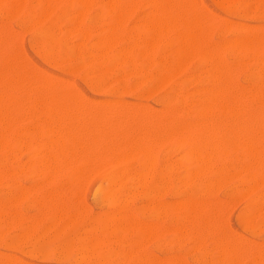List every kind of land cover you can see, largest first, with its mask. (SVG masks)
<instances>
[{"label":"rangeland","instance_id":"rangeland-1","mask_svg":"<svg viewBox=\"0 0 264 264\" xmlns=\"http://www.w3.org/2000/svg\"><path fill=\"white\" fill-rule=\"evenodd\" d=\"M26 1H27V6L28 7H32L30 4H32V5L34 4L33 7H36V2L33 3V1H37V0H32V1L31 0H26ZM66 1H68V0H64V2H66ZM74 1L73 0H69L68 3L66 4V3H63V0H62V2H61V0H57L56 3H54V5L52 6V10L48 13V15H46L45 17H42L43 19L41 18V20L37 24H34L33 23V20L31 22V19L29 17V14H27L25 12V10L22 13H19V14H16V15L15 14L14 15L13 14L12 15L10 14V16H9L8 13L4 14L6 7L5 6H1L0 7V10L3 9V11H4V12L3 11L0 12L1 16L3 17V15H5V17H6V15H7V17H8V18L6 17L7 19L4 18V17L3 18L0 17V37L3 38V39L0 38L2 40V41L0 40V43H1L0 44V52L2 51L0 53V55L3 54V56H0V60H1V62H0V68H1L0 69V73L3 70L2 71V74H0V99L2 98L3 100L2 99L1 100L3 102H6V104L9 107V108L7 107V109L9 111L10 115H11V116L8 115L9 113L7 112V115H8V117L6 116L7 119H5V121H2L0 123V125L2 126V127L0 126V142H1V145H0V148H1V150H0V212H1L0 213V231H1V235H0V260L3 258L2 255L4 253V258L2 259V262H0V264H4V261H6L5 264H9V262H10V264H100V261H102V259H103L104 262L102 261L101 264H115V262H116V264H118V263L119 264H122L123 259H124V263L123 264H149V263L150 264H159L160 262H161V264H171V263L172 264H197V263L199 264V262L201 264H209V263L210 264H213V263L214 264H217V262H218V264H221V263L222 264H226L227 262L224 263L223 260L225 261L226 260L225 259L226 257L232 255V252L233 251L230 252V249H229L228 250L229 253H227V254H225V253L227 252L228 246L231 247L230 245L232 243H235L236 239H238L237 241H239V242H237V245H240V244H241V246L243 245L241 248H240V246H237V250H236V251H238V250L240 251L238 253L236 252L237 254H239L238 255L239 259L242 257L241 258V262L237 259V261H239V264H247L248 262H249V264H251L252 261L254 260V258H256L255 256L258 257V254L261 255L262 258H264V248H263L264 247V228L262 229V227H261L264 224V220H263L264 219V216L261 217V215H264V210H263L264 209V176L262 174V173H264L263 172L264 171V161H263V159H264V150H262V152H263V154H262V152L259 150V148H257V144L256 143L255 144H252V142H250L251 141V136L254 137V141H255V138L258 135V138H256V140L258 141V147L260 146V149L263 148L262 145L264 144V141H263V144H262V142L260 143L259 141L262 140L261 137L264 139V136L261 133V132L264 131V127H262L261 129L258 127V129L260 130L261 137L259 136V133L258 132L256 134L254 133V131L256 132L255 127L257 129V123L260 126V124L262 125L261 122L264 121V115H263V112H264V103H263L264 102V96H263L264 95V78H263L264 77V74H262V77L260 75L261 73H264V68H263L264 67L263 66L264 65V60H263L264 59V57H263V52H264L263 50L264 49L259 51L256 48L258 44L255 45V43L256 42L258 43L259 40H260V39L259 40L257 39L258 38L257 36H259V34L261 35L262 32H263V34L261 35V38L264 35V28H263V26L260 27L261 24L264 25V15H262L263 14L262 11H264V6H260V4H261L260 0H258L259 2H256L257 0H244V1L250 2V3H246L245 2L244 4L242 3V2H244L243 0L241 2L239 0L240 7L233 8L231 10L228 9L229 7H227L226 5H222L220 3V0H216V1L215 0H200V2H199L200 4L195 0L198 3L197 4L198 6H193V5H195L196 2L195 1H192V0H189V1L188 0H184V1L183 0H179L180 3H179L178 0H173L174 2L172 0H168V1L165 0V2H168V3L170 1H172L173 4H172V2L170 4L174 7V9H172L173 10L172 14L171 13H168L169 15L167 14L168 17H172L174 15V10L177 12L178 10L181 9L180 11H178L181 14H183V13H185V14L186 13L187 14L190 13V16L186 14V16H187L186 17V16H184L185 14L184 15H181V14L179 15L178 12H177L178 14L175 12L176 16H173L176 19L175 24H176V22H177V24L179 22L182 24V22L180 20H183L184 21L183 24L186 25L187 27H190V26L195 27V30H197L196 31V34L199 32V30H198L197 27H199V28L202 29L203 27L206 26L205 27L206 30L203 28L204 30L202 29V31H201V29H200L201 32L199 34H197V37L196 38H199V37L200 38L195 40V41H197V42H195V45L197 47L195 46L196 47V51L193 53L194 55L192 54V55L186 56L184 59H182L180 61V64L177 65L178 67L175 66V69H173V71L171 72L172 74L170 73V76H169V79H168L167 83L166 82L163 83L164 81L163 82L161 81L163 84L160 82L159 79H156L157 78V75L159 73L162 74L163 73L162 70H164L166 68L165 66H168L170 64V62L172 60V55L173 54H171V53L168 54L167 51L169 50V52H170L171 51V48H172V51L171 52H173V49L175 50V48H174L176 46L175 41L178 38V35L177 34L178 33L180 34V31L182 32V28L184 29V25L182 24L183 27H181V26H177V24H176L175 27L177 29H179V30H177V29H175L173 27L174 24H171L172 25V28L170 27V24H168V25H166V26H168V29L165 26L162 29H159L158 30V33L159 34H157V32L155 30H154V32H155L156 35L152 33L153 32V28L150 27V25H149L151 23H147L149 21L148 20V17L151 16L150 18H152V17L157 16V15L158 16L159 15H162V13L158 14L159 12H161L160 11V6H161L160 3H161V1H157V3H156L157 5L159 4L158 5L159 9H158V8H156L157 6H156L155 2H153L155 4V6H154V4L152 3V0L150 1L151 2V5H149L150 3H147V2H149V0H143V1L142 0H120L119 8H117V10L119 9L118 11L117 10L116 11H108V13H106L105 11L107 9L104 10V8H106L105 5L108 2H110V0H108V2L105 1V0H92L93 1L92 2L93 4H92V6L89 9L90 12L87 10L85 13H83V15L81 14L82 11L79 9V6ZM102 1H103V3H101ZM175 1H177L178 4H181V5L183 3L182 6L180 5L181 8L178 9L179 6H177L178 4ZM254 1L256 3H254ZM59 2H61L60 5H57V4H59ZM97 2L101 3L100 4L101 6H99V3L96 4ZM139 2H141V3H139ZM188 2L190 4L193 2L192 5H191L193 8L188 5L189 4ZM263 2L264 1H262V3ZM145 3H147V6L145 5ZM174 3H175V5H174ZM63 4H65L64 7H63ZM126 4H127V6H126ZM131 4H132V6H131ZM136 4H137V6H136ZM199 5H200V7H199ZM258 5L260 6L261 10H257V9H259L258 8L259 7ZM261 5H264V3L261 4ZM56 6H58V7H56ZM253 6L254 7L256 6L255 8H257V9H255ZM75 7H76V9H74ZM151 7L153 9H151ZM154 7L156 9H158V10H156ZM183 7L186 8V10H184ZM195 7L197 9H195ZM203 7H204V9H206V11H204V9H203V11L204 12H207V13H204L203 11H200V12L199 11H195V10L201 9ZM175 8H177V9H175ZM130 9H132V10L134 9V11H131ZM154 9L156 10V13H154L155 12ZM192 9H193V11H192ZM121 10H123V11H121ZM182 10L187 11V12H184ZM189 10H190V12H189ZM250 10H251V12H250ZM59 11H60L61 15L58 14ZM241 11L243 13L244 12L245 13L242 14ZM51 12H53V13H51ZM112 12H113V14H112ZM152 12L155 15H152L153 14ZM198 12L199 13L202 12V14H198ZM257 12H258V14H257ZM260 12H262V13H260ZM100 13L103 16H105V17L103 18ZM114 13H115V15H114ZM148 13L150 14V16H148L149 15ZM104 14H108V15H104ZM214 14H215V16L213 17ZM240 14H242V15L239 16ZM246 14H248V15L246 16ZM259 14H261V15H259ZM22 15H24V16H22ZM67 15H69V16H67ZM97 15H99V16H97ZM200 15H202V16H200ZM59 16L60 17H63V18H60ZM64 16L66 18L68 17L67 20L65 19ZM77 16H78V18L76 19ZM144 16L145 17L147 16V17L144 19ZM183 16H184V18H183ZM188 16L191 17V18H193L195 16L197 19L194 18L195 20L194 19H190L189 20ZM205 16H207V17H205ZM216 16H218L219 19L222 17V19H224V20H222V19L217 20V18H215ZM21 17H24V18L22 19ZM87 17H89V18H87ZM117 17H119L118 19H122L123 18V20H118ZM80 18H82V19L80 20ZM95 18L97 19L98 22L96 21ZM200 18L202 19V22L205 21V22H203V24H205L204 26H202V22L200 21ZM212 18L215 21L214 20H211ZM25 19H27V20H25ZM51 19H52V21H51ZM53 19H55V20H53ZM86 19L87 20L89 19L88 22H87ZM114 19H116V21L118 20L119 24H117L118 22H115ZM144 20H146V21H144ZM191 20H193L195 22L196 26L194 25L193 21H191ZM227 20H229V21H227ZM113 21L115 23L114 26H113V24H114ZM121 21H123L122 23H124V26L122 25ZM138 21L139 22L142 21V22H140V24H139ZM218 21H220V22H218ZM223 21H225V22H223ZM226 21H227V23H226ZM77 22H79V23H77ZM143 22L145 24V25L143 24L144 27H147L146 25L148 24V27L152 28V30L149 28L151 30V32L148 29H147V31H148L147 32L145 30L146 28H143V26H141L142 25L141 23H143ZM197 22H198V25H197ZM214 22H215V25H213ZM235 22L236 23L238 22L240 24V26H239L240 28H238V26L237 27L236 26L232 27L233 26L232 23L236 24ZM241 22L244 23V24H246V25L247 24L250 25L249 28H247L248 29V32H249L248 34H247V30H244L243 29V28H246V25L244 27V25L241 24ZM58 23H59V25H57ZM135 23L137 25H134ZM192 23H193L194 26L191 25ZM199 23H201V24H199ZM238 23L236 25H239ZM47 24H49L48 26L51 27L50 30L52 31V33L54 34V36L56 35L55 37H56V39L58 41L57 47L54 50V60L47 59V58L43 57L39 52L37 53L38 48H39L38 45L40 43H38V39L39 38L37 36L36 31L38 30V28H47ZM189 24H190V26H189ZM101 25H103V26H101ZM109 25L110 26H113V27H110ZM241 25H243L242 28H241ZM29 26L30 27L32 26L31 27L32 29H30ZM75 26H76V29L77 30L75 29ZM254 26H257V28H255ZM55 27H56V29H55ZM100 27L102 28V32L100 30L101 29ZM114 27L117 28L120 31H118ZM253 27L255 29H252ZM53 28L55 30H52ZM72 28H73L74 31H72ZM79 28H80V30H78ZM142 28H143V30H142ZM207 28H208V31H207ZM211 28L214 29V30H211ZM227 28H229V30ZM237 28L238 29H242V30H238ZM91 29H95L96 30V31L94 30L95 31V34H94V31L91 30ZM163 29H165V30H163ZM257 29H258V31L260 29H262V31H259V33H258ZM85 30H86V32H85ZM110 30H112L113 32L110 31ZM121 30H122V32H121ZM168 30L171 32V34L174 33V36H173V34H172V37H170L171 34L169 36H166V35H168L170 33ZM230 30H231V33L229 32ZM254 30L257 32V35H256V33H255ZM6 31H8V32L5 33ZM203 31H204V35H203ZM241 31H242V33H244V35L249 36L250 41H251V39H253L251 37H257L256 38L257 41L255 40V38L253 39L256 42H254L252 40L254 42L253 43L254 46H256V47L251 48V50L248 51V55H247V50H248L247 48L249 46H247V45H250L248 43V42H250L248 40L249 38L247 37V39H246L248 41V42H246V47H244V46L241 47L242 44L244 45V43H242L243 42L242 39H237L242 34ZM84 32L85 33H88V35L85 34ZM90 32H92V33H90ZM149 32H150V34H149L150 36L148 35ZM162 32L165 33V34H162ZM176 32H177V34L175 36V33ZM209 32H210V36H209ZM216 32H218L219 34L221 33V34L219 35L217 33V36L218 37L217 36L215 37ZM238 32L240 33V35H238L239 34ZM4 33H5V35H4ZM12 33H13V35H12ZM2 34L4 35V37L6 36V34L7 35L9 34V37H8L9 39L7 38V36L5 38L2 37ZM104 34H105V36H104ZM201 34H202V36H200ZM251 34H254V35H251ZM131 35H134V36H131ZM13 36L16 39L13 38ZM84 36H85V38H84ZM148 36H149V38H148ZM152 36L153 37L156 36V38H151ZM234 36H236V37H234ZM107 37H109V38H107ZM166 37H168V38H166ZM96 38H97V40H95ZM150 38H151V40H149ZM259 38H260V36H259ZM99 39L101 40V42L98 41ZM103 39L104 40L110 39L111 41L110 40L109 41L111 42V44H112V41L114 40L113 43H115V44H112V46H111L110 42H108L110 44V47H108L109 50H107V47L102 44V40ZM163 39L165 41H162ZM204 39H206V40H204ZM226 39L228 40V42H226ZM229 39H231V40L233 39L234 40L233 41L234 43L236 41H237L236 43H238V40H239V44L237 46H234L235 44L231 40H229ZM133 40H135V42ZM137 40H138V44H137ZM207 40H208V42H207ZM263 40H264V36H263ZM263 40L261 39V43H262ZM14 41H17V42L15 43ZM65 41H66V44H65ZM94 41L99 42V45H98L97 42L93 43ZM116 41H118V42H116ZM125 41H126V43H125ZM151 41H152V43H151ZM213 41H214V44L216 43L215 46L216 47L218 46L219 48L218 47L216 48L215 46H213L214 45L213 44ZM252 41L250 42L251 44H252ZM153 42H154V44H153ZM157 42H158L159 45L157 44ZM168 42H170V44H168V46L170 45L169 47L167 46V43ZM223 42H224V45H223ZM231 42H232V44H231L232 47H230V45H226L225 44V43L230 44ZM244 42H245V40H244ZM7 43H8V45H7ZM62 43L64 45H62ZM108 43H106V44H108ZM133 43H134V45H133ZM19 44H20V46H19ZM78 44H80V45H78ZM127 44H129V45H127ZM202 44H204L205 46L202 45ZM219 44H222L221 46H223L222 52H221V49H220V45ZM71 45L74 46V50L75 51L74 50L72 51V49H70L71 47L73 48V46H71ZM76 45H78L79 47L76 46ZM225 45L226 46H229L230 48L229 47H226ZM259 45H261V44H259ZM103 46H104V48H103ZM107 46H109V45H107ZM132 46H133V48H131V52L127 51L125 53L126 48H127V50H130V47H132ZM252 46H250V47H252ZM77 47H78V49L80 48V50H78ZM101 47L103 49H100ZM122 47L124 49H122ZM234 47H235V50H234ZM114 48H115V51H114ZM136 48H137V50H136ZM163 48L166 50V52H165V50ZM197 48H198V50H197ZM261 48H264V46L263 47L261 46L258 49H261ZM104 49L107 50V51H104ZM208 49H209V52H211L210 58L208 56ZM15 50H16V52H15ZM121 50L124 51L123 53L126 56L124 54L122 56V51ZM138 50H139V52H138ZM239 50H241V51H239ZM67 51L69 52V54L70 53H75V54L68 55ZM88 51H89V56H88ZM119 51H121V52H119ZM204 51H205V53H204ZM226 51L229 54V56L227 54L228 57L225 55L226 54L225 53ZM245 51H246V53H245ZM256 51H258V52H256ZM80 52L83 53L84 56ZM112 52H113V56L114 57L112 56ZM201 52H202V54L204 53L202 56L200 55ZM241 52H243V53H241ZM254 52H256V54ZM260 52H262V53H260ZM93 53H98L100 59L98 57H96L94 59ZM115 53H117V54L120 53V56L118 55L119 56V59H118L117 55H115ZM138 53L140 55H137ZM143 53L145 55H143ZM235 53H236V55H235ZM85 54H87V55H85ZM90 54H91V56H90ZM100 54H103V57H101ZM216 54H217V57H216ZM75 55H76V57H75ZM129 55H130V57L128 58ZM160 55H161V57H160ZM204 55H205L206 58L205 57L203 58ZM78 56H80V57H78ZM121 56H122L123 62L121 60ZM162 56H164V57H162ZM238 56L242 57L243 60H241V62H239L240 57L238 58ZM256 56H257V58H256ZM4 57H5V59H4ZM25 57H26V59H25ZM64 57L66 58V60H65ZM71 57H72V59H71ZM89 57H90V59H89ZM246 57H247V59H246ZM258 57L260 58V61L262 60L261 62L258 61V59H259ZM7 58H8V60H7ZM80 58H81V60H79ZM102 58L105 59V60L102 61L103 60ZM213 58H215V60ZM252 58H253V60H252ZM59 59L62 60L63 62L62 61L61 62H58ZM161 59H164V60H161ZM165 59H167V60H165ZM198 59H199V61L200 60H202V61L199 62ZM208 59H209V62H207ZM229 59H230V61H229ZM255 59H257V61H258V65H260V63H261L260 66L257 65V61ZM5 60L8 61V64L6 63ZM156 60L157 61L159 60V62H157ZM51 61H52V63H51ZM69 61H70V66L73 67L72 68L73 70H70L71 67L69 68V64H68ZM79 61H80V64H81V62L84 63V61H85V64L84 65H82V64L80 65L79 64ZM88 61H90V63H88ZM108 61H109V63H108ZM115 61H116V63H115ZM165 61L167 62V64H166ZM203 61H205V62H203ZM250 61L251 62L253 61L256 65L253 64V62L251 64ZM96 62H99V63L97 64ZM101 62H102V64H101ZM106 62H107V64H106ZM125 62H126V65H125ZM127 63H128V67L130 69H127V67H126L127 66ZM218 63L220 64V66H219ZM222 63L225 64V65H223ZM9 64H10V66L13 67V70L18 73L17 74V77H16V73H14L15 75H13V70L11 71V68L12 67H10L8 69ZM94 64H96L97 67ZM230 64H231V68H230ZM240 64H241V66H240ZM245 64H246V66H244ZM76 65L78 66V69L76 68ZM91 65H92V69H91ZM232 65H233V67H232ZM237 65H238V68H240V69L237 68ZM242 65L244 66V70H243V66ZM6 66H7V70H6ZM160 66H161V68H160ZM217 66L219 68L218 69V72H217ZM21 67H22L21 70H22L23 73L26 71V75H24L25 80L23 82H22V80L24 79L23 78V73H22V77H21V70L19 71V69ZM62 67H63V71H62ZM157 67H158V69H157ZM214 67H216V68H214ZM249 67L251 69V73H250ZM257 67H259L260 70L259 69L257 70ZM27 68L28 69L31 68V70L28 71ZM67 68H68V71L66 70ZM224 68H225V70H224ZM233 68H235V69L233 70ZM254 68H255V70H254ZM17 69H18V71H17ZM24 69H25V71H24ZM84 69H85V71H83ZM99 69L100 70H103V72L99 71ZM104 69H105V71H104ZM111 69H112V71H111ZM136 69H137V71H136ZM203 69L205 70L204 72H203ZM214 69H215V71H214ZM236 69H238V71ZM8 70H10L12 74H8ZM125 70L128 71V75H125V74H127V72ZM5 71H6L7 74L5 73ZM10 71H9V73H10ZM96 71H97V73H96ZM113 71H114V73H112ZM131 71L133 72V75H132V72ZM140 71L142 72L141 75H140ZM160 71H162V72H160ZM210 71H212V72H210ZM248 71H249V73H247ZM27 72H28V74H27ZM119 72H121V77H120ZM234 72L237 75H235ZM82 73H87V75L84 74L85 75V77H84V75H81ZM155 73H156V75H155ZM211 73L213 74L212 80L210 78ZM214 73H215V75H214ZM230 73H232L231 74V77H230ZM19 74H20V77H21L22 80L20 79ZM102 74H103V77H102ZM118 74H119V78H118ZM201 74H203V75H201ZM257 74H258V77H257ZM1 75H2V81H1ZM9 75H10V77H9ZM11 75H12V77H11ZM29 75H30L31 79L33 78V82L29 78ZM51 75H52V78H50ZM53 75H54L55 78L53 77ZM94 75H95V77H94ZM96 75H97V78H96ZM106 75H107V77H106ZM220 75H221V77H220ZM222 75H223L224 79H223ZM228 75H229V77H228ZM198 76H199V78H198ZM4 77L8 79V83H7V79H4ZM26 77L29 80H26ZM42 77L45 80L46 84H43L42 83L43 82ZM91 77H93L94 81L92 80ZM98 77H100V78L98 79ZM113 77H114L115 81L113 80ZM116 77L118 78V80H117ZM17 78H18V80H17V83H16V81H14V79H17ZM39 78H40L41 81L39 80L38 83H37V79H39ZM48 78H50V79H48ZM53 78H54V80L56 82H54ZM59 78H60V80L58 81L57 79H59ZM102 78H103V80H102ZM148 78H150V79L148 80ZM111 79H112V81H110ZM222 79H223V81H222ZM142 80H143V82H142ZM35 81H36V89L34 87V90H35V92L37 91L36 94L34 93V90L31 88V87L35 86ZM50 81H53L54 86L51 85L52 82H50ZM65 81H66V83H65ZM104 81H105V83H103ZM230 81H232V82H230ZM9 82L12 84L13 87L11 86V84H10V87H9V85H8ZM19 82L21 83V85H20ZM24 82L27 84V86L24 84ZM94 82H95V86H94ZM101 82H102V84H101ZM153 82H154L153 86H149V84L152 85ZM14 83H15V86H14ZM115 83H117V84L115 85ZM225 83H226V85H225ZM232 83H233V85H232ZM235 83H236V85H235ZM250 83H251V87H250ZM6 84H7V86H6ZM18 84H19V86H18ZM28 84H29V86H28ZM37 84L39 86H37ZM41 84L43 85V88L42 89H40ZM47 84H49V85H47ZM55 84H57V87H58V84H59L58 89L55 88L56 87ZM64 84H66L68 86H66ZM120 84H121V86H120ZM208 84H210L209 85L210 87L208 86ZM218 84H219V86H218ZM228 84H229V86H227ZM253 84L255 85V88H254ZM22 85H23V87H21ZM44 85L46 87L45 89H47L46 92H49L47 94H44L45 93L44 92ZM91 85H93L94 87L91 86ZM98 85H100L101 87L98 86ZM248 85H249V87H248ZM24 86L26 87V89H25ZM48 86H49V88H51V86H52V88L55 89V92H54V90L52 88L49 89ZM103 86H105V87H103ZM154 86H155V88H154ZM215 86H217V87H215ZM232 86H233V88H232ZM7 87H9V88H7ZM16 87H17V89H16ZM37 87H39V88H37ZM148 87L151 88L152 90L150 91ZM205 87H207V88L203 91V89ZM218 87H221L222 88V92L224 93V94H222L223 96L221 95L222 98H223V100H222V98L220 96V97H218V101L220 103L221 102H223V103L222 104H220L218 102L216 103V107L212 110V112L215 111V113H213V114H212V112H207V111L202 113L199 110V108H200L199 106L203 103V101H205V99H207L209 97L210 92H212L213 89L214 90L217 89ZM235 87H237V88L235 89ZM6 88H7V90H6ZM10 88H11V91H10ZM210 88H211V90H209ZM238 88H239V90H238ZM12 89H13V91H12ZM14 89H16V90H14ZM18 89L21 91V93L19 92ZM22 89H23L24 94H22ZM39 89L41 90V92L39 91ZM124 89H126V91L122 93L121 91H124ZM140 89H141V91L139 92ZM147 89H148V91H150L151 94L150 93H148V94L145 93V91L147 92ZM233 89H235V90H233ZM248 90H250V92ZM257 90H259V92H261V93L260 94H259V92L257 93ZM14 91L15 92L17 91V92L15 93ZM32 91H33L32 94H34V97L31 94ZM65 91H66V96L65 97L68 96L67 93L69 92V96L71 94V96L73 98V95H75L77 97V100L79 98V101L81 102V104H83L82 105V108L80 109V112H79V109L76 108V106H75V108L73 106V112H74V109L77 110V111L75 110V112H76L75 120H77V118H78L79 121H80V126H81L80 128L81 129L78 130V131L83 130L82 129V128H84L83 123L85 125V128L87 127V129L84 128L86 131L83 130V132H85L86 134L81 131V133H83V135L85 134L84 135V138L86 137L85 139H87V140H84L83 139V141H82V139H80L77 142L75 136H71L72 135L71 133H74V132L77 131V129L79 127V122L76 123V124H78V125H76L72 121V120H74L73 119L74 116L72 118V115H71L72 112L70 113V108L69 107H68L69 108L68 109L69 114L68 113H66V114H68L67 116L70 117L71 123L69 122L67 124L68 126L66 125L67 128L64 129V127H62V125L60 124L61 121L59 122V120H60L59 118L61 117L60 115L63 116L64 113L67 111V109H66V111L64 109L67 106H69V105H66L65 104V98H64V101H63V98H61V97L64 96V94H65L64 92ZM174 91H175V94H174ZM242 91H244V92H242ZM59 92L61 93L62 96H60ZM113 92H114V94H113ZM119 92H120V95H119ZM10 93H11V95H10ZM25 93L30 96V97L28 96L29 97V100H28V98H26L27 95H25ZM252 93H254V94H252ZM8 94H9L10 97L7 96ZM54 94L56 95V97L54 96ZM136 94H137V96H136ZM240 94H242V95H240ZM256 94H257V96H256ZM38 95H41L42 96V99ZM50 95H51V99H52V96H53L55 100H58V101H56V102H58V104L56 105V102H54V105H56V106L59 107V103L61 104L62 103L61 101H63L64 102V105H66V107H63V104H62L61 105L62 108L59 109L58 107L57 108L54 107L53 103H52L53 106L51 105V107H50V105H49V103H51ZM171 95H172V97H171ZM230 95H231V97H230ZM248 95H250L251 97L248 96ZM261 95L263 96V98H262ZM48 96H49V99L48 100H50V102L47 101V97ZM232 96H234V97L232 98ZM253 96H255V99L253 98ZM4 97H6V98L4 99ZM43 97L46 98V99L44 98L45 101H44ZM199 97H200L201 100L199 99ZM202 97H204V98L202 99ZM9 98H10V100L12 102L9 101ZM31 98H35V101L33 99H31ZM39 98H40V100L43 101V103L45 102V105L46 106L43 104V106L45 107V109L42 108L41 104L38 105V103H41V101H39ZM72 98L71 97H68L67 100L72 99ZM80 98H81V100H80ZM179 98L181 99V102L179 101L180 100ZM226 98H227V101H226ZM228 98L230 99L229 100V103H228ZM247 98H250L252 100L247 99ZM259 98H260V100H258ZM36 99H38L37 100L38 102H36ZM74 99H75V97H74ZM163 99H169L170 100V107H171V109L169 111L166 110V109H163V106L161 104V102H162ZM59 100H61V101L59 102ZM29 101H30V104H29ZM258 101L261 102V103H257ZM114 102H116V104L113 105ZM197 102H198V105L196 104ZM13 103H14V105H13ZM46 103L49 106H47ZM72 103H75L76 105H78L77 104L78 101H74L73 102L71 100L70 102H68V104H71L70 107H72V105H74ZM133 103H134V105H137V104L141 103V105L139 104L138 108L136 106L133 108V106H132ZM175 103H176V107H175ZM188 103H189V105H188ZM190 103H191V105H190ZM244 103H245V105H244ZM18 104L21 107V110L20 111H19L20 108H19ZM34 104H36L37 107ZM129 104H130V108H129ZM144 104L147 105V108L148 109H146V106H144ZM185 104H187L186 107H184ZM219 104L222 106V107L220 106V109L222 111L220 109H218V111L216 112L215 109L218 108L217 106ZM234 104H236V105H234ZM237 104H238V108H236ZM240 104H241L242 107H240ZM15 105H16V107H15ZM111 105H112V107L115 106L114 107L115 109H118V110H116L117 113H113L114 115L112 113L110 114V111L112 112L113 109H114V108L111 109L112 108ZM142 105H143V107H141ZM229 105L231 106L230 107V110H229ZM39 106H41V107H39ZM78 106L80 107V105H78ZM178 106H180V107H178ZM247 106H248V109H247ZM10 107H11V111L9 110ZM46 107H47V109H46ZM173 107H174V109H172ZM225 107L229 111V113H228L229 116H228V114H226L227 113V110H225ZM254 107H255V109H254ZM35 108L37 110H35ZM40 108H42V110L44 111V112H42V115L43 114L46 115V118L44 116H40V113L41 112L40 113L39 112L37 113V111H39ZM131 108L134 111H136V108H137V112L138 113L136 112V114H135L136 117H135V115H133L135 112ZM143 108H144V110H143ZM187 108L192 113H189L187 111ZM192 108H194V109L196 108V109L193 110ZM249 108L251 109V112H250V109ZM12 109H14V110H12ZM50 109L52 110V113L53 114L58 115V117L60 116L59 118L56 116V119L57 120L56 119H52V118L48 120L47 114L48 113H51L50 112ZM56 109H58V110H56ZM62 109L64 110V113H63V110ZM108 109H110L109 112L108 111L107 112H104L105 110H108ZM130 109H131V111H130ZM140 109H141V111H140ZM183 109H184V111H183ZM238 109L240 111H238ZM27 110H29V114H28ZM42 110H40V111H42ZM82 110L83 111L85 110L84 113L81 112ZM89 110H90V112H89ZM138 110L140 112H143V115L145 113V116H143L142 113H141V115L145 119V123H144V120L143 119H142L143 121L141 120L142 117L139 114L140 112ZM171 110H172V112H171ZM241 110L244 111V112H242V114H244V113L246 114L248 111H249V113L247 115L244 114L242 116ZM254 110H256V112ZM47 111H49V112L47 113ZM163 111H166L165 112L166 114ZM235 111H236V113H235ZM18 112H19V114H18ZM21 112H22V115H21ZM77 112H78V114H77ZM129 112H131V113H129ZM177 112H178V114H177ZM180 112H181V115H179ZM184 112H186V114H184ZM259 112H261L260 113L261 116H260ZM104 113H105V115H104ZM171 113H172V115H171ZM194 113H195V116H194ZM197 113H198V115H197ZM208 113H210V114L208 115ZM231 113L233 114L234 117L231 115ZM30 114H32L33 117L30 116ZM83 114H84V116H83ZM87 114H88V119H86V124H85V118L87 117ZM98 114H99L100 117L101 116L103 117V115H104V123L105 124L107 123L108 126H106L105 124H103V119H100V125L102 123V125H105L104 128H107V129L109 128V130H107V129H106L107 131L105 129L103 130V126H101V127L99 126V130H97L98 129L97 128L98 127L97 120L99 118V116L97 117ZM187 114H189L191 117L190 116H187ZM203 114L205 115V118H203ZM250 114L251 115L253 114L252 117H251ZM20 115L22 116V120H21V116ZM93 115H95L97 117V120H95V118H94V122H92L93 121V119H92L93 118ZM109 115H110L111 118L108 117ZM213 115H214V117H213ZM24 116H25V118H23ZM27 116H28V118H27ZM105 116H107V117H105ZM131 116H132V118L134 116V118L132 119L133 122H130L131 121ZM137 116L139 118L138 123H137V119H136ZM217 116H218V119H217ZM253 116H254V118H253ZM258 116L261 117L263 120L262 121H261V119L259 120V117ZM220 117H222V118H220ZM227 117L230 118L229 121H228V118ZM244 117H245V119H243ZM12 118H14V120H11ZM82 118H84V119H82ZM123 118H124V120H123ZM146 118H148V122L147 123H146V121H147ZM149 118L152 121H149ZM153 118H154V120H153ZM169 118H170V120H169ZM211 118H212L211 124H213V126H210V123H209L211 121ZM234 118H238L239 121L237 119L234 120ZM251 118L254 119L253 125H254V123H255V125L252 126L253 128L250 126L251 127V129H250V127L248 128V126H249L248 123H249V120L250 121L252 120ZM15 119H16V122H13V121H15ZM37 119L39 121H37ZM42 119H43V121H42ZM108 119H111L110 120L111 121L110 123L113 124L112 125L113 127L111 126L113 128V130H111V131L114 132V126H116V128H119L120 127L119 131L116 130L114 134H113V132L110 133V129H112V128L110 127L111 124L110 125L108 124ZM125 119H126V121H129V122H125ZM157 119H158V122H157ZM163 119H164V121H163ZM165 119H166L167 122H165ZM247 119H249V120L245 123V120H247ZM20 120L22 121L23 124L21 123ZM40 120L42 121V126L40 125V123H41ZM55 120L57 121L56 124H55V122H54V124H52L53 121H55ZM101 120H102V122H101ZM120 120H121V122H120ZM204 120H206L205 121V124L206 123L208 124L207 126L209 127V129H210V127L211 128L212 127L215 128L216 125H217L218 132H220V134H223V131H224V133L227 132L226 133V135L228 134L227 137H229V132H230V137L229 138H226V136H225L224 138H226V139L223 140L220 137V139H219V141H221L220 147L222 149V152H224V153L228 152V149L230 151L229 153H231V150H234V152H232L231 155H227V158L228 159L226 158V155H224V153H223L224 158L221 157V158L217 159V156H219V157L222 156V153L219 154V155L218 154L214 155V157L212 159V164H210L208 162L205 163L206 168L204 167L203 174L200 175V177H194L193 176V173L195 172V167L192 164L189 165V158H188V154H187V149L189 147H188V145H186L187 142H185V143L183 142L184 143L183 146H182V142H180L181 145L178 146L179 143L177 144V141H179V140L177 139V141L175 142L176 136H173L171 139L169 138L170 140H167L168 137L165 138L166 137L165 133H164L165 137H163V134H161V133L163 132V129H164V132H165V130H167L169 128V127H167V125H169V124L172 125V123H173L172 127L179 128L180 126L181 127L186 126L187 123L192 124V123H195V121H197L195 125H197V123H198L197 126L199 128H201V127H203L202 125H204V122L202 123V121H204ZM18 121H20L19 124H18ZM50 121H51V123H50ZM82 121H84V122H82ZM140 121H141V123H140ZM159 121H161V123H160L161 125H158L159 124ZM222 121L225 124V130H224V127H223V123H221ZM58 122H59V124H58ZM75 122H77V121H75ZM124 122H125V124H124ZM134 122H135V124H134ZM150 122L152 123V126L153 125L155 126V128L153 126L152 130L150 129L152 127L150 125ZM200 122L202 124H200ZM235 122L237 124H234ZM251 122H250V125H251ZM259 122H260V124H259ZM48 123H49V127H48ZM92 123H94V124H92ZM96 123H97V125H95ZM117 123L118 124H121L122 123L123 124V128H122V124H121V126L119 125V127H118V125H116ZM148 123H149V125H148ZM156 123H157V126H156ZM163 123L165 124L164 127H163ZM228 123H229V125H228ZM231 123H232V125H231ZM71 124H73V126H72V128H74L73 130L71 128ZM139 124L142 127L144 126L143 127V130L142 129H137V128L140 127ZM177 124H178V126H177ZM60 125L63 128L62 130H64V131L66 130L67 133H69V130H71V132L67 135V137L65 139V144L63 145V150L64 151H66V149H65L66 147L68 148L67 151H70V149L73 150L72 149L73 144H75L74 145V150H76V148H77V150H80V151L83 150V146H85L84 149H86V147H88V145H89V147H88L89 148V153L92 152V156L91 155L90 156L88 155L87 157L95 160V155L96 154L93 155V153H96L97 152L98 157L99 156H101V157L104 156V158H101V157L99 158V160H100L101 163H102V160H103V164H100V162H97V161H99L98 159H96L93 162L92 161L89 162L90 159L88 160V158L86 159L87 161L85 160L84 162H82L81 161V157H80L81 154L79 156L77 155V156H74V157L67 156L66 154H64L62 156V154H61V158H60L59 151L56 150L57 151L56 154H57V156L61 160L60 163H62V160H63V163H66V166H65V164L64 165L61 164L65 168H62V166L60 165L59 166V171L60 172L58 171V168H51V169L49 168L48 170H47V168H44L43 169V167H42L43 166V161L41 160L40 161V162H42L41 165H39L40 164L39 161L37 162L39 170L37 168L38 171H36V169H35L36 165L34 166V164L36 163L37 160H40L41 155H42V157H45V158H48V157H50V158H54V157L57 158V156L55 154V149H51L50 148V143L52 141L58 139L57 134L54 135L55 133L52 130L60 127ZM235 125L236 126L238 125V127H237L238 129L235 128ZM246 125H247V131L246 132H248V134H247L248 138H249V134H250V132H249L248 129H250L252 131L254 129V131L251 132L250 140L248 141V139H247V142L248 143L250 142L249 148H248V145L249 144L246 142V137L247 136H244V134H246L245 133V130H246L245 127H246ZM232 126L234 127V133H233V127ZM240 126H241V128H240ZM42 127L45 129V133H44L45 137H43L44 135H40V133H39V129H41ZM47 127H48V131H47ZM95 127H96V129H95V132H94V130H92V129H94ZM135 127H137V128L135 129ZM31 128H33V129H31ZM144 128L146 129V131H145ZM147 128L150 130V132H148L149 130ZM158 128H159L160 131L158 130ZM205 128L207 130V127L206 126H205ZM244 128H245V130H243ZM11 129H12V131H11ZM28 129H29V131H28ZM49 129H50V132L51 133L53 132V135L50 134ZM121 129H124V132H129L128 135H130V138L128 137V135H126L127 136V138H126L125 137V134L122 133L123 131H121ZM133 129H135V130L133 131ZM220 129H221V131H220ZM228 129H229V131H227ZM6 130H8L10 132L9 133L8 132L6 133ZM137 130L141 131V133L138 132V135H137V133H135V132H137ZM22 131H26L28 133V135L26 134V132H22ZM30 131H32V133H33V135L31 134V136H30V133H29ZM91 131H92V133H91ZM100 131H101V134H102V132L104 134L101 135L100 134ZM105 131L107 133H109V134H107V133L105 134ZM155 131H156V133H155ZM238 131H241V132H238ZM89 132H90V135L92 134L91 135L92 138L91 137L87 138V136H86L87 134H88V136H90L89 135ZM131 132H132V134H131ZM231 132L233 133V136H231ZM96 133L100 137H98V135H95ZM236 133H239L237 135V136H239L238 147L240 145L241 148L243 147L242 148L243 150L240 149V147L239 148L237 147V149H235L236 147H234L233 149H231V146H235L236 145V142H237L236 139L238 137L235 136ZM252 133L254 135H252ZM24 134H25V136H24ZM153 134H154V138H152ZM156 134H157V136H156ZM3 135H4V137H3ZM16 135H17V138L15 137ZM106 135H107L108 138L111 139V142L109 141V139H106L108 141V143H110V145H111V150H110V147L106 149V147H107V145H106L107 141H104V139L106 138ZM240 135H242V137L244 138L242 141H241V138L242 137H240ZM255 135H256V137H255ZM79 136H78V139H79ZM141 136H143V138ZM147 136H148V139H147ZM149 136H150V139H149ZM31 137H34V138L31 139ZM55 137H57V138L55 139ZM70 137L74 141L73 144H71V145L69 144V142L67 143V140H68V138L70 140ZM81 137L83 138L82 135H81ZM115 137L117 138V140L115 139ZM124 137H125V139H124ZM136 137L138 139H136ZM259 137H260V140H259ZM1 138H2V140H1ZM160 138L162 139L161 141H160ZM19 139H20V143H19ZM94 139L96 140L97 143H95ZM118 139L119 140L122 139V143L120 141H118ZM126 139H129V140L132 139V140H130V142L133 141L131 143V145H128L129 140H126ZM133 139H135V140H133ZM151 139H153V141L149 142V140H151ZM213 139H215V138H213ZM213 139H212V141L210 143H213L214 142ZM43 140H44V142L46 143L47 146L46 145L44 146ZM124 140H126L127 142H124ZM146 140H147V142H149L148 144L146 142L147 145L145 144V141ZM226 140H228V142H229V140H231L230 141L231 142L230 145L227 144L228 142ZM233 140L235 141V143L232 142ZM4 141L6 142L5 145H3V142ZM81 141L83 143H81ZM93 141H94V143H93ZM99 141L100 142L102 141V142L100 143ZM114 141H115V143H114ZM136 141H137V144L138 145L135 144V146H134V143H136ZM205 141L207 142V138H205ZM243 141H244V143L242 144ZM30 142H31V144H30ZM41 142H42V144H41ZM98 142L100 144V148L101 149H102V146L104 145L103 142L105 143L104 148L102 149L103 150V153L101 152V149L98 148ZM39 143H40V145H39ZM84 143H86V144H84ZM118 143H120L121 145L120 146L119 145L117 146L116 144H118ZM14 144H16V145H14ZM95 144H97V145L95 146ZM101 144H102V146H101ZM149 144L150 145L152 144L151 147H150ZM175 144H177V145L175 146ZM37 145L39 147H41L38 150V152L36 150V147L38 148ZM69 145L71 147H69ZM80 145L81 146L83 145V146L81 147V149L80 148L78 149V146L80 147ZM124 145L126 147L128 146L127 150H126V147H124ZM144 145H146L148 147H146ZM158 145H160V146L158 147ZM184 145L186 147H184ZM246 145H247V148L248 149H246ZM253 145H254V150H253V148L250 149ZM23 146L26 147V151H25V147L23 148ZM28 146H29V150L27 148ZM31 146L36 151L33 152V149H31ZM34 146H35V148H34ZM92 146H93V148H91ZM115 146H116L117 153L115 152ZM121 146H123L122 150L120 149ZM43 147H44V149H43ZM95 147H96L97 151L95 150ZM88 148H87V150H88ZM124 148H125V150H123ZM156 148H157V150H156ZM41 149L42 150H45V151H41ZM98 149H99V152H98ZM105 149H106V151H105ZM118 149H119L120 152L121 151H125V152H129V153H131L134 150L132 153H135V154L138 153L139 150H140V152L149 151L151 153H154L155 169L157 170L158 173L164 172V184H165V182L167 183V184H165L166 185V189L164 187L163 188L164 191H163L161 189V186L159 184L158 185L156 184V186H155V183H152V181L153 182H156V179H155L156 177L152 173H149L151 171H148V170H147L148 173L146 171V177H147V175H148V177L146 178L144 176L145 182H141V180H140L141 178L140 177L138 178V174L139 173H138V169L137 168H140V161H139L140 158L138 157V155H136V158H135V156L132 157V160L130 159L131 162L129 161V159L126 161V163L123 162L122 163L123 165L121 164V166L122 167L124 166L123 168H125V169H123L122 171L121 170H118V169H115V168L118 167V165H120V164H117L116 165V163L114 162V160L116 159V155L119 153ZM151 149H152V151H151ZM176 149H177V151H176ZM239 149H240V151H239ZM255 149H256V151H255ZM107 150L109 151V154H108L109 157L105 159V156H107V154H105V155H103V154L105 152H107ZM245 150H246V152H244ZM249 150H251L250 153H253L255 151L254 152V155H253V160L255 161V159H256V161H255L256 163L254 161H252V158H251V161L249 160L250 159V157H249ZM39 151H40V153L42 152L41 155H40ZM113 151H114V153H113ZM35 152L38 153V156L36 154L37 157L36 156H33V154ZM240 152H241V155H240ZM243 152H244V154H243ZM181 153L182 154L184 153V154L182 155ZM237 153H238V155H237ZM247 153H248V155H247ZM111 154H112V157H110ZM258 154L260 155V158L262 157V162L259 160ZM4 155H5V157H4ZM30 155H31V157H30ZM185 155H187V156H185ZM246 156H248L249 159H245ZM8 157H10V159ZM32 157H33V159H32ZM65 157H66V159H65ZM75 157H76V160H74ZM79 157H80V163H82L81 166L79 164ZM5 158H6L7 161H5ZM34 158H37V159L34 160ZM71 158H72V160L76 161V163L78 162L79 165H76L75 162L72 163ZM96 158H97V156H96ZM165 158H167V159H165ZM231 158H232V160H231ZM77 159H78V161H77ZM109 159H110V162L111 163L114 162V164H109L110 163L109 162ZM179 159H180V161H179ZM236 159H237V161L234 163L233 160H236ZM106 160H107V162H106ZM164 160H165L166 163H164ZM171 160H172V162H171ZM68 161H69L70 165H69ZM132 161H133V163H132ZM213 161H214V163H213ZM222 161H223V164H224V161L226 163L223 165V164H221ZM248 161H250V163H252L253 166L256 165L257 162H258V166L257 167L254 166L253 167L252 164H251L252 170H250L251 169V166H250V163H248ZM32 162H34V163H32ZM94 162H96L97 165H96V163L94 164ZM86 163H87L88 168L87 167L85 168ZM98 163H99V165H98ZM127 163L129 164V167H128V164ZM173 163H175V164H173ZM219 163H220V166L218 165ZM67 164H68V166H67ZM71 164H73V166ZM83 164L85 166H82ZM92 164H93V166H92ZM126 164H127V166H126ZM163 164L165 165V167H164ZM176 164L178 166H175ZM214 164H216V167L214 166ZM235 164H236V166H235ZM243 164H245V165L243 166ZM24 165H26L25 167L27 169H25V167H23ZM173 165H174L175 169H174ZM247 165H249L250 167L246 169V166ZM20 166H21V169H20ZM112 166H114V167H112ZM166 166H168V168L171 167V170H170V168L168 169ZM5 167H7V168H5ZM17 167L20 170L19 171V174H18ZM67 167H68V169H66ZM70 167H71V169H70ZM82 167L85 168V170H86L85 172H84V169H82ZM90 167H91V169H90ZM92 167L94 169L96 168L94 170V173L90 172L91 170L93 171ZM99 167L101 169H99ZM130 167H131L132 171H131ZM159 167H161V168H159ZM233 167H234V169H233ZM22 168H24V169H22ZM73 168H74V170H73ZM214 168H215V170H214ZM227 168L230 169V170H227ZM237 168L238 169L240 168L239 172H238V169ZM244 168H245V170H243ZM4 169H6V171ZM32 169H35V170L32 171ZM56 169H57V173L58 174L55 173V175L52 177V170H53V172H55ZM80 169H82V170L80 171ZM89 169H90V171H89ZM112 169H113V171H112ZM166 169L169 170V174L167 173L168 170L166 171ZM221 169L223 170L222 171L223 173H225V174L227 173V178H228V176H229V178L227 179L226 178V175H225L224 176V179L220 180V183H218L219 181H218V177H217L216 173L219 172V171L217 172V170H220V172H221ZM224 169L226 171H224ZM45 170H47V171H45ZM61 170L63 171V176L61 175V172H62ZM64 170H67V171L70 170L72 172H69L67 174V171L64 172ZM174 170H175V172H174ZM233 170H234V175L232 177ZM253 170H255V171L258 170V171L257 172H254ZM259 170L261 171V175H260L261 177H259V174H258V172L260 173ZM50 171H51V176L48 175L50 173ZM108 171H109V173H108ZM15 172H17V173H15ZM38 172H40L41 174L40 173L38 174ZM78 172H79L80 175L77 174ZM95 172H97V173H95ZM134 172H136V173H134ZM184 172H185V174H184ZM205 172H206V174H205ZM208 172H209L210 175L207 174ZM240 172H241V174H240ZM114 173H116V174L114 175ZM132 173H134V174H132ZM36 174H38V176ZM44 174H46L47 176H44ZM76 174H77V176H76ZM92 174H95V175H92ZM150 174H151V177H150ZM188 174H189V176H192V178L190 177L191 179L188 177ZM211 174H213V175H211ZM235 174H237L238 176L236 175L237 176L236 177ZM243 174H244V176H243ZM132 175H133V177L131 178ZM6 176H7V178H6ZM49 176H50V178H48ZM78 176H81V177H79V179H77ZM84 176H86V177H84ZM111 176L113 178L116 177L115 178V184L116 185L118 184L117 185L118 187H116V185H115L116 188H115V191H114L116 193V197H117V201L116 202L118 203V205H117V203H115V204H111V205L110 204H107V206H106V204L101 199H99V200L96 199L94 194H95V192L99 188H102V189L104 188L105 189L108 186V181H106V180H108ZM120 176H121V178H119ZM123 176H125L126 178L124 177L125 178L124 179ZM135 176H137V180H136V177ZM180 176H181V178H180ZM241 176L242 177H245V176L246 177H249L251 180L248 179V178H244L243 179V178H241ZM252 176H253V179H252ZM44 177H46V180H45ZM127 177L129 178V180H128ZM231 177H232V179H231ZM74 178L78 182V185L76 184L77 182L75 183ZM82 178L84 180H82ZM85 178H87V181L89 179L88 183L85 181ZM134 178H135V180H134ZM197 178L201 181V183H200V181H198ZM211 178L215 181L214 184L212 183V185H210V183H208L209 181L212 182V180H209ZM214 178H217V181ZM262 178H263V180H262ZM118 179H119V181H118ZM146 179H147V182H146ZM186 179H189V182ZM195 179H196V181H195ZM225 179H226V182H225L226 184L224 183L225 185H223V183L221 181H223V180L225 181ZM241 179H242L243 182L240 181ZM255 179H256V181H255ZM52 180H53V182H51ZM71 180H73V181H71ZM182 180H183V183H182ZM185 180H186V183H188V184H185L184 183ZM204 180H207V184H209V187L206 184V181H204ZM249 180L252 181V182H249L250 186L248 184V181ZM139 181L141 183H138ZM177 181L178 182L180 181L182 183V184L180 183L181 185H179V187L181 186L179 191H182V192L185 193L184 196L188 200H190V206L192 205V208L189 205L188 206H183L180 209L178 208L176 211L177 212L179 211V216H178V214L176 212H175V216H174L172 209L174 207H176L177 206L176 204L178 203V201H180L179 196H178V189H179V187L178 186L176 187V185L179 184ZM190 181L192 182L193 189L191 188L192 186H191V182ZM237 181H238V183H237L236 187L235 186L233 187L232 186L233 183L236 184ZM239 181H240V183H239ZM259 181H261V182H259ZM262 181H263V184H261ZM83 182L85 183V184H83L84 186L82 185ZM120 182H122V183L120 184ZM176 182H177V184H176ZM256 182L258 183V185H257ZM202 183H205V185L202 184ZM255 183H256V186H255ZM75 184H76V186H75ZM136 184H138L137 185L138 188H133L134 186H136ZM215 184H216V188L217 189L215 188ZM251 184L253 186H255V187L253 188V186ZM259 184H260V186H259ZM128 185L132 186L131 187L132 189ZM198 185H200V186H198ZM242 185H244V186H242ZM14 186H15V188H14ZM80 186H81V189H79ZM184 186H185V188H184ZM201 186L202 187L205 186V188L203 187V189H202ZM239 186H240V188H239ZM241 186L244 189V191H242L243 189L241 188ZM247 186H248V189L252 187V189H251L252 191L251 190L246 191L247 190ZM144 187L147 190H145ZM194 187H195V189H194ZM206 187H207V189L209 188V190L207 191V193H206ZM210 187H211V189H210ZM227 188H230V190H228ZM234 188L236 190H234ZM237 188H239V189H237ZM50 189H51V191H50ZM75 189H77V192L75 191ZM135 189L137 190V193H136ZM148 189H149V191H148ZM196 189L198 191H196ZM72 190H73V192H72ZM150 190H152V191H150ZM173 190H175V191L177 190V191L176 192L175 191L173 192ZM237 190H238V192H237ZM233 191H234V193L237 192V195L236 194L233 195ZM13 192H14V194H13ZM48 192H49V194H48ZM129 192L134 193V196H135V194H138V195H136L134 197L131 194V196H130L129 195ZM186 192H187V195H186ZM209 192H210V194H209ZM212 192H213V194H212ZM242 192L244 194V197H242L243 195H241ZM249 192H250V194L248 195ZM9 193H10V195H9ZM15 193H17L18 195L15 194ZM24 193H25V195H24ZM46 193H47V195H46ZM75 193H76V196L77 197L74 196ZM153 193H154V195H153ZM156 193H158V194H156ZM206 194L208 196H206ZM23 195H24V197H23ZM61 195L63 196V198H62ZM202 195H203V197H202ZM260 195H261V199L259 198ZM152 196H154V197H152ZM5 197H7V198H5ZM52 197H54V198H52ZM148 197H149V199H148ZM209 197H210V199H209ZM238 197H239V199H238ZM20 198H22V199L19 201ZM30 198H31V200H30ZM60 198L63 199V201ZM142 198L143 199L145 198L144 201H143ZM235 198H236V200H235ZM10 199H12V200L10 201ZM13 199H14V201H13ZM15 199H16V203H15ZM44 199H45V201H42ZM53 199L54 200L56 199V200L54 201ZM203 199H204V201H203ZM231 199H233L234 202ZM50 200H53V201H50ZM206 200H207L208 203L206 202ZM211 200L212 201L214 200V201L212 202ZM253 200H255V201H253ZM259 200L261 201L260 203H259ZM49 201H50L51 204L48 203ZM56 201H57V203H56ZM38 202H39V204H38ZM44 202H45V204H44ZM72 202H73V204H72ZM199 202L200 203L202 202V203L200 204ZM247 202L249 203V205L247 204ZM256 202H257V205H256ZM4 203H6V204L4 205ZM40 203H41V205H40ZM141 204H143V205H141ZM163 204L166 207L164 206V215L161 216L162 213L159 214V210L161 212V206ZM174 204H175V206H174ZM204 204H206V205H204ZM246 204L248 205V208H247V205ZM2 205H4V206L2 207ZM58 205H59V207H58ZM195 205H196V207H195ZM244 205H245V209L242 207ZM5 206L6 207L8 206V207L6 208ZM76 206L78 207V210L80 209L79 211L76 210ZM81 206H82V210H81ZM116 206H118V207H116ZM48 207H49V209L50 208L51 209L49 210ZM143 207H144V209H143ZM146 207H147V209H145ZM148 207H149V209H148ZM218 207H219V209H218ZM251 207H252L253 210L251 209ZM197 208H198V211H197ZM239 208H241V209H239ZM190 209H191L192 212L189 211ZM139 210H142V211L140 212ZM167 210H168V213L170 215L168 213L166 214ZM200 210H201L202 215L205 214V216H206L203 219H201V216L199 215V214H201L200 213ZM50 211H52V212H50ZM180 211H181V214H180ZM208 211H211L213 213V215H212V213H209V215H212V217H209V219H208ZM246 211L248 213L252 214L253 216H255L254 225L250 227L251 230H249L250 228H247L246 229V227L242 226L243 224H242V219L240 218V216L243 217L245 215V213H247ZM84 212H86V214ZM183 212H184V214H183ZM195 212H196V216L197 217H195ZM217 212L219 213V217H218V213ZM220 212H221V214H220ZM261 212H263V213L261 214ZM60 213H61V216H60ZM72 213H73V218H72V216L69 215V214H72ZM16 214H17V216H16ZM41 214H43V215H41ZM45 214H47V216ZM54 214H55V218L56 219L54 218ZM151 214L153 216H151V217L148 218V216L151 215ZM157 214H158V216L160 215L161 219L159 217H158V219H155L154 218V217L157 216ZM215 214H217V215H215ZM117 215H120V218L122 217V215L124 217H122L120 219V218H117ZM220 215H221V217H220ZM165 216H167V218H165ZM187 216H188V218H187ZM17 217H18V219L19 218L20 219L18 220ZM110 217H111V219H109ZM114 217H116V218L115 219H112ZM225 217H226V219H225ZM47 218H48V220H47ZM57 218L59 220H57ZM170 218H171V221H170ZM185 218H186V220L188 222L184 221ZM190 218H191V220H190ZM211 218H213V219H211ZM221 218H222V220H221ZM4 219H5L6 222L4 221ZM53 219H54L55 223H54ZM194 219H195V221H194ZM214 219L216 220V222H218V224L215 222ZM16 220H17V222H16ZM72 220L74 221V224H73V221ZM113 220L116 223L115 225L113 224L114 223ZM129 220H131L132 223ZM104 221H105V223H104ZM172 221L175 224L174 223L172 224ZM201 221H202V223L200 224ZM211 221L212 222L214 221L215 225H213L214 223L212 224ZM220 221H222V223H224V225L221 224ZM33 222H34V224H33ZM62 222H63V224H62ZM67 222H68V225H67ZM120 222H121L122 225H120ZM138 222H139L140 225L138 224ZM182 222H183V224H182ZM198 222H199V224H200L201 227H199ZM2 223H4L5 225L2 224ZM52 223H53V225H52ZM69 223H71V224L69 225ZM128 223L131 225V227L129 226ZM142 223H145V224L142 225ZM149 223H151V225ZM219 223H220V226H219ZM19 224H20V227H19ZM30 224H31V227H30ZM61 224H62V227H63L64 224H66V225H65V227L62 228V227H60ZM195 224L198 227V229H197V227H195ZM202 224H203V226H202ZM123 225H124L125 230L122 229V227H121ZM133 225H134V227H133ZM153 225H155V226H153ZM187 225L190 227L189 229H187L188 228ZM225 225H226V227H225ZM32 226H33V228H32ZM47 226H50L49 229H48ZM140 226H142V227L143 226H145V227L147 226V227H146V229H144V227H143V229L141 228L140 230H138V228ZM170 226H172V227H170ZM191 226H192V228H191ZM209 226L213 230H214V227H215L216 232L214 233V231L212 230L213 231V233H212V231H211V229H210ZM221 226H222V228H221ZM257 226H258V228L260 227L262 230L261 231H260V229L258 230L257 229ZM22 227L24 228V230H23ZM94 227L97 230L95 232L93 231V230H95ZM103 227H105V231H104V228ZM114 227H116V229H114V231H113V228ZM128 227H130V230L127 231ZM176 227H177V229H176L177 230V233H176V230H175ZM193 227H195L196 229L193 228ZM218 227L220 228L219 230H218ZM30 228H32V229H30ZM60 228H61V230L58 231L57 229H60ZM89 228L92 229V230H89ZM100 228H101V231L99 232L98 230ZM110 228L112 229V231H110ZM162 228H163V231L161 232ZM166 228H167V230H166ZM207 228H209V229H207ZM253 228L255 230H253ZM45 229H46V231H44ZM62 229H63V231H62ZM202 229H203V231H202ZM22 230H23V234L21 235ZM31 230H32V233H31ZM141 230H142V234H141ZM145 230H146V233H147V237L145 236ZM179 230L181 231V233H180ZM208 230H209V233H208ZM220 230H221V235H218V234H220ZM222 230H223V233H222ZM225 230H226V232L224 233ZM40 231H42V232H40ZM103 231H104V233H103ZM131 231H132V233H131ZM25 232H27V235L25 234ZM54 232L56 234H54ZM151 232H152L153 235L151 234ZM171 232H172V234H171ZM188 232H190V233L188 234ZM233 232H234V235H233ZM30 233L31 234L34 233V234L32 236H30ZM37 233L38 234L41 233L40 236ZM51 233H52V235H51ZM89 233H90L91 236L89 235ZM109 233H111V234H109ZM138 233H139V235H138ZM161 233H163L162 236H161ZM178 233H180L179 236L181 235L180 238H179V236H177ZM211 233H212V235H211ZM28 234H29L30 237H29V239H26L25 240V237H22V236L24 235V236L27 237ZM36 234H37V237L39 236L38 237V240H37ZM209 234H210V236H209ZM235 234L237 235L236 238H235ZM150 235L152 237V240H151V238L149 239ZM238 235H239V238H238ZM240 235H241V237H240ZM80 236H81V238L83 236V238L81 239ZM173 236H177V239H176V237L173 238ZM199 236H201V237L199 238ZM213 236H215V237H213ZM52 237H53V241H52ZM74 237H77V238L79 237V238H78V240H76L77 238L75 239ZM110 237H111L112 240L110 239ZM203 237H204V239H203ZM218 237H220V239L222 237L223 241H222V239L220 240ZM226 237H227V239H226ZM35 238H36V240H35ZM85 238H88L89 243H88V240H86ZM91 238H93V239H91ZM97 238L101 241V244H102V240H104V243L102 245L99 244L98 245L99 246L98 248L95 247V245L98 244ZM142 238H143V240L140 241ZM232 238H233L234 242H233ZM243 238L245 240V243H244V241H242ZM14 239L16 240V242L14 241ZM46 239L49 240V241H47L48 242L47 245H46L47 242L43 243V241H46ZM225 239H226V241H228V246H227L226 251L223 252L224 251L223 249L227 245V242L224 244ZM240 239H241L242 242L240 241ZM20 240L21 241L23 240L24 242H22V243L20 242L19 243ZM28 240H30V243H29ZM145 240H146V242H145ZM203 240H205V241H203ZM213 240H214V242L216 244V247H215V244H214ZM3 241H4V245H2ZM9 241H10V243L12 242L11 245H10ZM17 241H18L19 244L17 243ZM105 241H107V243H105ZM137 241H138V243H137ZM219 241H221L222 243L221 242L218 243ZM14 242H15V244H14ZM27 242L29 244H27ZM37 242H38V244H36ZM69 242L72 243L73 247L69 251L65 252L66 253L65 254L63 252L64 249L66 248L65 247L66 246L65 244L66 243L68 244ZM93 242H94L93 249L95 248V250L92 253H93V257L94 256L95 257L92 260V255L90 256V252H88V251H90V249L92 248L91 245L93 244ZM250 242L252 244H250ZM80 243H82V245H80ZM87 243H88V249H87L88 251L86 250V246H85V245H87ZM125 243H127V245H125ZM141 243H143V244H141ZM194 243H195V245H194ZM205 243H206V245H205ZM262 243H263V246H261ZM6 244H7V246H6ZM12 244H13V246H12ZM26 244H27V246H25ZM122 244L124 246H121ZM219 244H220V246H219ZM221 244H222V247H223V245H225L224 248L221 247ZM259 244H260V246H259ZM213 245H214V247L216 249L218 248L217 251L214 249ZM246 245H248L250 249L247 248ZM31 246H33L32 250H33V252L35 251L34 252L35 253V256H34V253L30 249ZM79 246H80V251H81L80 253H78V251H77V250H79ZM82 246H84V247H82ZM89 246H90V248H89ZM114 246L116 247V249L119 250V248H120V251L121 252L124 251V252L121 253L120 251L117 250V253L115 251L116 254H113L112 255V253H114V250H116V249L112 248ZM135 246H136L137 249L135 248ZM190 246H191V248H190ZM201 246H202V248H201ZM7 247H8V249H7ZM25 247L28 250V252H27V250H25ZM122 247H123V249H122ZM62 248H64V249H62ZM84 248H85V251H84ZM208 248H210V249H208ZM219 248H220V250H219ZM245 248H247V250ZM253 248L255 250L254 253H253ZM251 249H252V251H251ZM100 250H101V252H100ZM129 250H130V254L131 255H129ZM205 250H207V253H206ZM218 250H219V252L221 251V254L218 252ZM244 250H245V252H244ZM21 251H22V253H21ZM36 251L40 255H38ZM256 251H259V252L256 253ZM42 252H43V254H42ZM59 252H60V254H59ZM75 252H76V254H75ZM119 252H120V255H119ZM126 252H127V254H126ZM241 252H244V253L241 254ZM250 252L253 253V256L254 257L252 256V254ZM27 253L28 254L30 253L29 255L30 256L32 255V257H30ZM205 253H206V255H205ZM248 253L250 254V257L248 255ZM57 254H59V256H57ZM61 254H62V257H61ZM83 254H84V260L82 259L83 258L82 257ZM86 254L88 256H86ZM105 254H106V256L104 257ZM41 255H42V257H41ZM43 255H45V256L43 257ZM110 255H111V257H110ZM152 255H154V256L152 257ZM202 255L204 257H202ZM218 255L221 256V257H224V259L222 260L221 257H217ZM77 256H79L80 258H77ZM205 256H206V259L207 260H205ZM106 257H109L110 259L109 258H106ZM119 257H122V260L119 259ZM144 257H146V258H144ZM157 257H158V259H157ZM194 257H195V260L196 261L194 260ZM105 258H106V260H104ZM201 258H203V262H202V259ZM219 258H220V261L218 260ZM138 259H139V261H138ZM208 259H209V261H208ZM213 259H214V262H212ZM215 259H217V260H215ZM140 260H142L143 262L141 261V263H140ZM187 260H188V263H187ZM246 260H248V261H246ZM179 261H180V263H179Z\"/></svg>","mask_w":264,"mask_h":264},{"label":"bare ground","instance_id":"bare-ground-1","mask_svg":"<svg viewBox=\"0 0 264 264\" xmlns=\"http://www.w3.org/2000/svg\"><path fill=\"white\" fill-rule=\"evenodd\" d=\"M32 1V0H31ZM56 1L57 0H37V1H33V3H35L36 2V7H33L34 6V4L32 5V4H30L32 7H28L27 6V1L26 0H0V7L1 6H5L6 8H5V13L4 14H6V13H8L9 14V16H10V14L12 15H16V14H19V13H22L24 10H25V12L27 13V14H29V17H30V19H31V22H32V20H33V23L34 24H37L40 20H41V18L42 17H45L46 15H48V13L52 10V6L54 5V3H56ZM69 1V0H68ZM68 1H66V2H64V0H63V3H68ZM74 1V0H73ZM105 1H107L108 2V0H105ZM143 1V0H142ZM151 0H149V2H147V3H150L149 5H151V2H150ZM157 1H161V3H160V11L161 12H159L158 14H160V13H162V15H157V16H154V17H152V18H150L151 16H150V14L148 15V16H150V17H148V20L150 21H148L147 23H151V24H149L150 25V27H152L153 28V34H155V32H154V30L157 32V34H159L158 33V30L159 29H162L163 27H165L166 25H168V24H170V27L172 28V25L171 24H174V28L175 29H177L176 27H175V25L177 24V22H176V24H175V21H176V19H175V17H173V16H176V14H175V10H174V15L172 16V17H168L167 16V14L168 13H171L172 14V12H173V10L172 9H174V7L170 4L172 1H170L169 3L168 2H165V0H152V3L153 2H155V4L157 3ZM166 1H168V0H166ZM179 1V0H178ZM184 1V0H183ZM189 1V0H188ZM192 1H195V0H192ZM198 3L200 2V0H196ZM195 1V2H196ZM216 1V0H215ZM242 0H240V2H241ZM244 1V0H243ZM262 1H264V0H260V2H261V4H263L262 3ZM61 2H62V0H61ZM61 2H59V4H57V5H60V3ZM78 6H79V9L82 11V15H83V13H85L87 10L90 12V7L92 6V0H75L74 1ZM95 2V1H94ZM130 2V1H129ZM174 2V1H173ZM173 2H172V4H173ZM175 2H177V1H175ZM182 2V1H181ZM191 2V1H190ZM195 3V5H193V6H198L197 4L198 3ZM240 2H239V0L237 1V0H220V3L222 4V5H226L227 7H229L228 9H233V8H238V7H240ZM250 3V2H248V1H244V2H242L243 4L244 3ZM256 2H259L258 0L256 1ZM255 1H254V3H256ZM30 3V2H29ZM74 3V4H75ZM99 2H97L96 4H98ZM101 3H103V1L101 2ZM101 3H99V6H101L100 4ZM131 3V2H130ZM134 3V2H133ZM132 3V4H133ZM139 3H141V2H139ZM138 3V4H139ZM147 3H145V5L147 6ZM179 3H180V1H179ZM185 3V2H184ZM189 3V2H188ZM193 3V2H192ZM192 3L190 4H188L189 6H191L192 5ZM241 3V4H242ZM132 4H131V6H132ZM143 4V3H142ZM154 4V3H153ZM155 4H154V6H155ZM177 4H178V2H177ZM200 4V3H199ZM260 4V6H264V5H261ZM29 5V4H28ZM29 5V6H30ZM56 5V4H55ZM62 5V4H61ZM64 5L65 4H63V7H64ZM103 5V4H102ZM119 5H120V0H110V2H108L106 5H105V7L106 8H104V10L105 9H107L105 12L106 13H108V11H116L117 10V8H119ZM135 5V4H134ZM159 5V4H158ZM158 5L156 4V8H158L159 9V7H158ZM174 5H175V3H174ZM180 5L181 4H178L177 6H179L178 7V9L179 8H181L180 7ZM182 5H183V3H182ZM181 5V6H182ZM187 5V6H188ZM74 6V5H73ZM125 6V5H124ZM126 6H127V4H126ZM136 6H137V4H136ZM135 6V7H136ZM139 6V5H138ZM143 6V5H142ZM153 6V5H152ZM257 6V5H256ZM255 6V7H256ZM259 6V5H258ZM260 6L258 7L259 9H257V8H255L254 6V8L255 9H257V10H261V8H260ZM55 7V6H54ZM56 7H58V6H56ZM66 7V6H65ZM70 7V6H69ZM123 7V6H122ZM134 7V6H133ZM173 7V8H172ZM176 7V6H175ZM185 7V6H184ZM183 7V9L184 10H186V8H184ZM192 7V6H191ZM199 7H200V5H199ZM3 8V7H2ZM73 8V7H72ZM93 8V7H92ZM149 8V7H148ZM155 8V7H154ZM155 8V9H156ZM188 8V7H187ZM193 8V7H192ZM263 8V7H262ZM55 9V8H54ZM74 9H76V7L74 8ZM123 9V8H122ZM151 9H153L152 7H151ZM154 9V10H155ZM158 9H156V10H158ZM175 9H177V8H175ZM189 9V8H188ZM195 9H197L196 7H195ZM202 9V10H201ZM201 9H198V10H195V11H203V9H204V7L203 8H201ZM227 9V8H226ZM119 10V9H118ZM117 10V11H118ZM131 11H134V9L132 10V9H130ZM139 10V9H138ZM150 10V9H149ZM148 10V11H149ZM156 10H155V12L154 13H156ZM172 10V11H171ZM181 10V9H180ZM180 10H178V11H180ZM184 10H182V11H184ZM256 10V11H257ZM3 11V9L2 10H0V12H2ZM55 11V10H54ZM75 11V10H74ZM121 11H123V10H121ZM152 11V10H151ZM177 11V12H178ZM181 11V12H182ZM192 11H193V9H192ZM204 11H206V9H204ZM203 11V12H204ZM4 12V11H3ZM88 12V13H89ZM96 12V11H95ZM120 12V11H119ZM152 12V13H153ZM176 12V13H177ZM184 12H187V11H184ZM189 12H190V10H189ZM198 12V14H202V12L201 13H199ZM250 12H251V10H250ZM263 12V14L262 15H264V11H262ZM262 12H260V13H262ZM51 13H53V12H51ZM71 13V12H70ZM152 14V15H155V14ZM179 13V15L181 14L180 12H178ZM177 13V14H178ZM195 13V12H194ZM204 13H207V12H204ZM241 13L242 14H244L242 11H241ZM248 13V12H247ZM59 15H61V13H60V11H59V13H58ZM73 14V13H72ZM71 14V15H72ZM87 14V13H86ZM101 14V13H100ZM99 14V15H100ZM112 14H113V12H112ZM120 14V13H119ZM128 14V13H127ZM185 13H183V14H181V15H184ZM187 14V13H186ZM186 14L184 15V16H186ZM197 14V15H198ZM242 14H240L239 16H241ZM257 14H258V12H257ZM81 15V16H82ZM99 15H97V16H99ZM104 15H108V14H104ZM114 15H115V13H114ZM121 15V14H120ZM119 15V16H120ZM132 15V14H131ZM169 15V14H168ZM178 15V16H179ZM187 15H189L190 16V13H188ZM192 15V14H191ZM196 15V14H195ZM208 15V14H207ZM248 14H246V16H247ZM259 15H261V14H259ZM22 16H24V15H22ZM67 16H69V15H67ZM79 16V15H78ZM78 16L76 17V19L78 18ZM101 16L104 18L105 16H103L102 14H101ZM171 16V15H170ZM184 16H183V18H184ZM188 16V18H189V20L190 19H194V18H196L195 16L193 17V18H191V17H189ZM199 16V15H198ZM200 16H202V15H200ZM215 16V14L213 15V17ZM219 16V15H218ZM218 16H216L215 18H217V20H220V19H222V17L219 19L218 18ZM245 16V15H244ZM257 16V15H256ZM0 17L1 18H6L7 17V15H6V17H5V15H3V17L1 16V14H0ZM20 17V16H19ZM27 17V16H26ZM25 17V18H26ZM60 17V16H59ZM65 17V16H64ZM91 17V16H90ZM143 17V16H142ZM147 17V16H146ZM145 16H144V19L146 18ZM180 17V16H179ZM187 17V16H186ZM205 17H207V16H205ZM261 17V16H260ZM8 18V17H7ZM6 18V19H7ZM10 18V17H9ZM22 19L24 18V17H21ZM60 18H63V17H60ZM68 18V17H67ZM67 18L65 17V19L67 20ZM87 18H89V17H87ZM100 18V17H99ZM107 18V17H106ZM119 17H117V19H118ZM127 18V17H126ZM150 18V19H149ZM182 18V19H183ZM202 18V17H201ZM200 18V21L202 22V19ZM20 19V18H19ZM29 19V20H30ZM43 19V18H42ZM50 19V18H49ZM82 18H80V20H81ZM96 19V18H95ZM186 19V18H185ZM197 19V18H196ZM256 19V18H255ZM25 20H27V19H25ZM48 20V19H47ZM53 20H55V19H53ZM57 20V19H56ZM61 20V19H60ZM87 20V19H86ZM89 20V19H88ZM88 20H87V22H88ZM102 20V19H101ZM118 20H123V18L122 19H118ZM118 20L116 21V19H114V21L115 22H118ZM141 20V19H140ZM180 20V19H179ZM187 20V19H186ZM195 20V19H194ZM211 20H214L213 18L211 19ZM222 20H224V19H222ZM226 20V19H225ZM51 21H52V19H51ZM50 21V22H51ZM63 21V20H62ZM96 21H97V19H96ZM105 21V20H104ZM114 21H113V23H114ZM137 21V20H136ZM143 21V20H142ZM142 21H140V22H142ZM144 21H146V20H144ZM178 21V20H177ZM181 22H182V24H183V20H180ZM191 21H193V20H191ZM190 21V22H191ZM208 21V20H207ZM206 21V22H207ZM215 21V20H214ZM227 21H229V20H227ZM227 21H226V23H227ZM16 22V21H15ZM29 22V21H28ZM27 22V23H28ZM80 22V21H79ZM79 22H77V23H79ZM98 22V21H97ZM123 21H121V23H122ZM139 22V21H138ZM140 22H139V24H140ZM203 22H205V21H203ZM203 22H202V26H204L205 24H203ZM218 22H220V21H218ZM223 22H225V21H223ZM72 23V22H71ZM103 23V22H102ZM146 23V24H147ZM180 23V22H179ZM178 23V24H179ZM193 23H194V25L196 26V24H195V22L193 21ZM193 23L191 24V25H193ZM229 23V22H228ZM236 23V22H235ZM238 23V22H237ZM236 23V24H237ZM6 24V23H5ZM32 24V23H31ZM117 24H119V22L117 23ZM142 25L141 26H143V24H144V22L143 23H141ZM177 24V26H181V27H183V25L181 24H179L178 25ZM186 24V23H185ZM199 24H201V23H199ZM236 24H234V23H232V27H234V26H238V28H240L239 26H240V24L239 25H236ZM241 24H243L244 25V27H245V25L246 24H244V23H242L241 22ZM29 25V24H28ZM33 25V24H32ZM49 24H47V28H38V30L36 31V33H37V36H38V43H40L39 45H38V51H37V53L39 52L43 57H45V58H47V59H50V60H54V50L56 49V47H57V44H58V41H57V39H56V35L54 36V34L52 33V31L50 30L51 29V27L50 26H48ZM57 25H59V23L57 24ZM71 25V24H70ZM84 25V24H83ZM94 25V24H93ZM92 25V26H93ZM104 25V24H103ZM103 25H101V26H103ZM115 25V23L113 24V26ZM122 25L124 26V23H122ZM134 25H137L136 23L134 24ZM133 25V26H134ZM145 25V24H144ZM193 25V26H194ZM197 25H198V22H197ZM213 25H215V22H214V24ZM243 25H241V28H242V26ZM248 25V24H247ZM246 25V28H243L244 30H247V34L249 33L248 32V29L247 28H249V26L250 25H248L247 26ZM36 26V25H35ZM54 26V25H53ZM96 26V25H95ZM110 26V25H109ZM113 26H110V27H113ZM119 26V25H118ZM147 27H144L143 26V28H146L145 30L147 31V29L148 30H152V28H150V27H148V24L146 25ZM186 25H184V29L182 28V32L180 31V34L178 33L177 34V32L175 33V36H176V34L178 35V38H177V40L175 41V44H176V46L174 47L175 48V50L173 49V52H171L172 51V48H171V51L169 52V50L167 51L168 52V54L169 53H171V54H173L172 55V60H171V62H170V64L168 65V66H165L164 68V70H162L163 71V73L162 74H158L157 75V78L156 79H159L160 80V82L162 81H164L163 83H167V81H168V79H169V76H170V73L173 71V69H175V66H177L178 64H180V61L182 60V59H184L186 56H190V55H192L195 51H196V45H195V42H197V41H195L196 39H199V38H196L197 37V34H199L201 31H202V29L204 28L205 29V27H203L202 29L201 28H199V27H197L198 28V30H199V32L196 34V31L197 30H195V27H192V26H190V24H189V26L190 27H185ZM209 26V25H208ZM207 26V27H208ZM258 26V25H257ZM257 26H254L255 28H257ZM263 26V28H264V25H262L261 24V26L260 27H262ZM27 27V26H26ZM30 27V26H29ZM32 27V26H31ZM30 27V29H32ZM43 27V26H42ZM50 27V28H49ZM57 27V26H56ZM56 27H55V29H56ZM94 27V26H93ZM106 27V26H105ZM136 27V26H135ZM167 27V29H168V26H166ZM169 27V28H170ZM210 27V26H209ZM252 28V29H255V28ZM4 28V27H3ZM6 28V27H5ZM49 28V29H48ZM74 28V27H73ZM73 28H72V31H74L73 30ZM86 28V27H85ZM99 28V27H98ZM101 28V27H100ZM115 28V27H114ZM137 28V27H136ZM143 28H142V30H143ZM150 28V29H149ZM180 28V27H179ZM214 28V27H213ZM237 28V29H238ZM26 29V28H25ZM54 28L52 29V30H55ZM69 29V28H68ZM75 29H76V26H75ZM89 29V28H88ZM111 29V28H110ZM115 29H117V28H115ZM166 29V28H165ZM165 29H163V30H165ZM181 29V28H180ZM200 29H201V31H200ZM203 29V30H204ZM228 30H229V28H227ZM8 30V29H7ZM60 30V29H59ZM77 30V29H76ZM78 30H80V28L78 29ZM91 30H95V29H91ZM101 30V32H102V28L100 29ZM113 30V29H112ZM112 30H110V31H112ZM118 30V29H117ZM127 30V29H126ZM131 30V29H130ZM129 30V31H130ZM140 30V29H139ZM151 30H150V32H151ZM171 30V29H170ZM177 30H179V29H177ZM206 30V29H205ZM211 30H214V29H212L211 28ZM232 30V29H231ZM231 30L229 31L230 33H231ZM238 30H242V29H238ZM58 31V30H57ZM89 31V30H88ZM92 31V32H93ZM96 31V30H95ZM95 31H94V34H95ZM98 31V30H97ZM114 31V30H113ZM112 31V32H113ZM118 31H120V30H118ZM117 31V32H118ZM128 31V32H129ZM135 31V30H134ZM169 31V30H168ZM172 31V30H171ZM174 31V30H173ZM176 31V30H175ZM207 31H208V28H207ZM218 31V30H217ZM233 31V30H232ZM255 31V30H254ZM257 31H258V29H257ZM259 31H262V29H260ZM259 31H258V33H259ZM8 31H6L5 33H7ZM59 32V31H58ZM85 32H86V30H85ZM84 32V33H85ZM92 32H90V33H92ZM116 32V33H117ZM121 32H122V30H121ZM148 32V31H147ZM150 32L148 33V35L150 34ZM170 32V31H169ZM168 32V33H169ZM240 32V31H239ZM238 32V33H239ZM5 33H4V35H5ZM69 33V32H68ZM71 33V32H70ZM73 33V32H72ZM99 33V32H98ZM135 33V32H134ZM133 33V34H134ZM217 33L218 32H216V35H215V37L217 36ZM241 33H242V31H241ZM255 33H256V35H257V32L255 31ZM254 33V34H255ZM57 34V33H56ZM85 34H87L88 35V33H85ZM121 34V33H120ZM147 34V33H146ZM162 34H165V33H163L162 32ZM171 34V32L168 34V35H166V36H169ZM173 34V36H174V33H172ZM172 34H171V36L170 37H172ZM208 34V33H207ZM219 34V33H218ZM221 34V33H220ZM219 34V35H220ZM243 34V35H242ZM241 35H240V33L238 34V35H240V37L239 38H237V39H242V43H244V45L242 44V46L241 47H246V42H248L246 39H247V37L249 38V36H247V35H244V33H242ZM254 34H251V35H254ZM263 34V32L261 33V35ZM4 35L2 34V37H4ZM12 35H13V33H12ZM11 35V36H12ZM69 35V34H68ZM91 35V34H90ZM99 35V34H98ZM139 35V34H138ZM156 35V34H155ZM203 35H204V31H203ZM236 35V34H235ZM255 35V36H256ZM261 35L259 34V36H260V38H259V36H257V37H251V38H255V40H256V38L259 40V42L257 43L255 40H253V39H251V41L253 40L254 42H256L255 43V45L256 44H258L257 45V47L256 46H254V42L252 41V44L250 43L251 41H250V38L248 39L250 42H248L250 45H247V46H249L247 49V55H248V51L249 50H251V48H253V47H256L257 48V50H263L264 48H261V49H258V48H260L261 46L263 47L264 46V40H263V36H262V38H261ZM6 36H7V38L9 37V34L7 35L6 34ZM5 36V37H6ZM67 36V35H66ZM65 36V37H66ZM76 36V35H75ZM103 36V35H102ZM101 36V37H102ZM104 36H105V34H104ZM131 36H134V35H131ZM150 36V35H149ZM149 36H148V38H149ZM200 36H202V34L200 35ZM209 36H210V32H209ZM4 37V38H5ZM90 37V36H89ZM93 37V36H92ZM147 37V36H146ZM208 37V36H207ZM218 37V36H217ZM234 37H236V36H234ZM233 37V38H234ZM1 38V37H0ZM13 38H15L14 36H13ZM64 38V37H63ZM68 38V37H67ZM84 38H85V36H84ZM100 38V37H99ZM107 38H109V37H107ZM134 38V37H133ZM136 38V37H135ZM151 38H156V36H152ZM151 38L149 39V40H151ZM164 38V37H163ZM166 38H168V37H166ZM1 39H3V38H1ZM0 39V40H1ZM9 39V38H8ZM12 39V38H11ZM16 39V38H15ZM65 39V38H64ZM80 39V38H79ZM101 39V38H100ZM98 40V41H100L101 42V40ZM131 39V38H130ZM159 39V38H158ZM161 39V38H160ZM235 39V38H234ZM261 39L263 40L262 41V43H261ZM7 40V39H6ZM14 40V39H13ZM95 40H97V38L95 39ZM104 40V39H103ZM102 40V44L104 45V46H106L107 47V50H109L108 49V47H110V44H111V40L110 39H108V40H104L103 41ZM110 40V41H109ZM118 40V39H117ZM156 40V39H155ZM167 40V39H166ZM204 40H206V39H204ZM203 40V41H204ZM229 40H231V39H229ZM244 40H245V42H244ZM2 41V40H1ZM18 41V40H17ZM17 41H14L15 43L17 42ZM63 41V40H62ZM67 41V40H66ZM66 41H65V44H66ZM114 41V40H113ZM113 41H112V44H115V43H113ZM120 41V40H119ZM134 42H135V40H133ZM158 41V40H157ZM160 41V40H159ZM162 41H165L164 39L162 40ZM169 41V40H168ZM223 41V40H222ZM232 42L234 41L233 39L231 40ZM13 42V41H12ZM95 42H97V41H94L93 43H95ZM108 42H110V44L108 43ZM116 42H118V41H116ZM128 42V41H127ZM161 42V41H160ZM159 42V43H160ZM207 42H208V40H207ZM216 42V41H215ZM218 42V41H217ZM226 42H228V40L226 39ZM232 42L230 43V44H228V43H225L226 45H230V47H232ZM237 42V41H236ZM234 43L233 45L234 46H237L238 44H239V40H238V43ZM6 43V42H5ZM98 43V45H99V42H97ZM106 43H108V44H106ZM125 43H126V41H125ZM129 43V42H128ZM141 43V42H140ZM150 43V42H149ZM151 43H152V41H151ZM150 43V44H151ZM199 43V42H198ZM197 43V44H198ZM204 43V42H203ZM1 44V43H0ZM10 44V43H9ZM13 44V43H12ZM106 44V45H105ZM112 44H111V46H112ZM136 44V43H135ZM137 44H138V40H137ZM136 44V45H137ZM142 44V43H141ZM153 44H154V42H153ZM157 44H158V42H157ZM168 44H170V42H168L167 43V46H168ZM213 44H214V41H213ZM218 44V43H217ZM259 44H261V45H259ZM5 45V44H4ZM7 45H8V43H7ZM35 45V44H34ZM37 45V44H36ZM62 45H64L63 43H62ZM78 45H80V44H78ZM78 45H76V46H78ZM107 45H109V46H107ZM127 45H129V44H127ZM133 45H134V43H133ZM159 45V44H158ZM163 45V44H162ZM202 45H204V44H202ZM216 45V43L213 45V46H215ZM220 45V49H221V52H222V48H223V46H221L222 44H219ZM223 45H224V42H223ZM225 45V46H226ZM253 45V46H252ZM3 46V45H2ZM19 46H20V44H19ZM18 46V47H19ZM69 46V45H68ZM71 46H73V45H71ZM70 46V47H71ZM102 46V45H101ZM104 46H103V48H104ZM165 46V45H164ZM170 46V45H169ZM168 46V47H169ZM172 46V45H171ZM196 46V47H195ZM199 46V45H198ZM201 46V45H200ZM205 46V45H204ZM224 46V47H225ZM250 46H252V47H250ZM259 46V47H258ZM35 47V46H34ZM79 47V46H78ZM78 47H77V49H78ZM127 47V46H126ZM146 47V46H145ZM152 47V46H151ZM158 47V46H157ZM207 47V46H206ZM216 47V46H215ZM214 47V48H215ZM218 47V46H217ZM216 47V48H217ZM226 47H229V46H226ZM229 47V48H230ZM65 48V47H64ZM68 48V47H67ZM102 47L100 48V49H103ZM131 48H133V46L132 47H130V50H127V48H126V50H125V53L127 52V51H129V52H131ZM161 48V47H160ZM199 48V47H198ZM198 48H197V50H198ZM208 48V47H207ZM213 48V49H214ZM219 48V47H218ZM3 49V48H2ZM34 49V48H33ZM70 49H72V51L74 50V46H73V48L71 47ZM69 49V50H70ZM83 49V48H82ZM90 49V48H89ZM117 49V48H116ZM121 49V48H120ZM122 49H124L123 47H122ZM139 49V48H138ZM145 49V48H144ZM164 49V48H163ZM170 49V48H169ZM205 49V48H204ZM232 49V48H231ZM230 49V50H231ZM6 50V49H5ZM37 50V49H36ZM65 50V49H64ZM68 50V49H67ZM78 50H80V48L78 49ZM107 50H105L104 49V51H107ZM134 50V49H133ZM136 50H137V48H136ZM155 50V49H154ZM165 50V49H164ZM217 50V49H216ZM226 50V49H225ZM228 50V49H227ZM234 50H235V47H234ZM244 50V49H243ZM256 50V49H255ZM75 51V50H74ZM86 51V50H85ZM90 51V50H89ZM89 51H88V56H89ZM114 51H115V48H114ZM122 51V50H121ZM121 51H119V52H121ZM202 51V50H201ZM239 51H241V50H239ZM264 51V50H263ZM2 52V51H1ZM0 52V53H1ZM8 52V51H7ZM15 52H16V50H15ZM124 51H122V56H123V53ZM138 52H139V50H138ZM165 52H166V50H165ZM229 52V51H228ZM233 52V51H232ZM256 52H258V51H256ZM256 52H254L255 54H256ZM18 53V52H17ZM63 53V52H62ZM67 53H68V55H73V54H75V53H70L69 54V52L67 51ZM78 53V52H77ZM81 53V52H80ZM87 53V52H86ZM204 53H205V51H204ZM203 53V54H204ZM215 53V52H214ZM217 53V52H216ZM220 53V52H219ZM226 54V56H227V51L225 52ZM241 53H243V52H241ZM245 53H246V51H245ZM260 53H262V52H260ZM5 54V53H4ZM82 55H83V53H81ZM163 54V53H162ZM199 54V53H198ZM202 54V52H201V56L203 55ZM231 54V53H230ZM67 55V54H66ZM85 55H87V54H85ZM101 55V57H103V54H100ZM108 55V54H107ZM115 55H117V57H118V59H119V56H120V53H115ZM119 55V56H118ZM125 55V54H124ZM137 55H140L139 53L137 54ZM143 55H145L144 53H143ZM194 55V54H193ZM197 55V54H196ZM199 55V56H200ZM235 55H236V53H235ZM254 55V54H253ZM0 56H3V54H1ZM6 56V55H5ZM84 56V55H83ZM90 56H91V54H90ZM112 56H113V52H112ZM122 56H121V60H122ZM126 56V55H125ZM167 56V55H166ZM208 56H209V58H210V56H211V52H209V49H208ZM228 56H229V54H228ZM227 56V57H228ZM245 56V55H244ZM260 56V55H259ZM14 57V56H13ZM75 57H76V55H75ZM78 57H80V56H78ZM93 57H94V59L96 58V57H98L99 58V54L98 53H93ZM114 57V56H113ZM116 57V56H115ZM130 57V55L128 56V58ZM142 57V56H141ZM160 57H161V55H160ZM162 57H164V56H162ZM170 57V56H169ZM205 57V55L203 56V58ZM213 57V56H212ZM216 57H217V54H216ZM240 56H238V58H239ZM263 57H264V52H263ZM10 58V57H9ZM63 58V57H62ZM65 58V57H64ZM92 58V57H91ZM140 58V57H139ZM138 58V59H139ZM157 58V57H156ZM191 58V57H190ZM206 58V57H205ZM256 58H257V56H256ZM259 58V57H258ZM2 59V58H1ZM4 59H5V57H4ZM25 59H26V57H25ZM71 59H72V57H71ZM89 59H90V57H89ZM100 59V58H99ZM103 59V58H102ZM187 59V58H186ZM214 60H215V58H213ZM246 59H247V57H246ZM7 60H8V58H7ZM65 60H66V58H65ZM79 60H81V58L79 59ZM83 60V59H82ZM85 60V59H84ZM105 59H103L102 61H104ZM152 60V59H151ZM161 60H164V59H161ZM165 60H167V59H165ZM212 60V59H211ZM235 60V59H234ZM239 60V59H238ZM241 60H243L242 59V57H240V60H239V62H241ZM252 60H253V58H252ZM256 61H257V59H255ZM264 60V59H263ZM6 61V60H5ZM14 61V60H13ZM18 61V60H17ZM56 61V60H55ZM62 60H60L59 59V61L58 62H61ZM75 61V60H74ZM73 61V62H74ZM91 61V60H90ZM90 61H88V63H90ZM129 61V60H128ZM143 61V60H142ZM147 61V60H146ZM157 61V60H156ZM198 61H199V59H198ZM200 61H202V60H200ZM199 61V62H200ZM229 61H230V59H229ZM248 61V60H247ZM258 61H260V58L258 59ZM258 61H257V65H258ZM262 61V60H261ZM260 61V62H261ZM0 62H1V60H0ZM12 62V61H11ZM57 62V61H56ZM57 62V63H58ZM63 62V61H62ZM66 62V61H65ZM113 62V61H112ZM121 62V61H120ZM122 62H123V60H122ZM157 62H159V60L157 61ZM156 62V63H157ZM166 62V61H165ZM203 62H205V61H203ZM207 62H209V59H208V61ZM243 62V61H242ZM253 62V61H252ZM252 62L250 61V63L252 64ZM6 63L8 64V61H6ZM51 63H52V61H51ZM97 64L99 63V62H96ZM108 63H109V61H108ZM115 63H116V61H115ZM137 63V62H136ZM149 63V62H148ZM183 63V62H182ZM186 63V62H185ZM244 63V62H243ZM242 63V64H243ZM69 68L71 67L70 66V61H69ZM74 64V63H73ZM79 64H80V61H79ZM78 64V65H79ZM81 64L82 65H84L85 64V61H84V63H82L81 62ZM80 64V65H81ZM101 64H102V62H101ZM106 64H107V62H106ZM131 64V63H130ZM133 64V63H132ZM138 64V63H137ZM166 64H167V62H166ZM188 64V63H187ZM219 64V63H218ZM223 64V63H222ZM253 64H255L254 62H253ZM66 65V64H65ZM90 65V64H89ZM95 66H96V64H94ZM114 65V64H113ZM125 65H126V62H125ZM139 65V64H138ZM164 65V64H163ZM182 65V64H181ZM184 65V64H183ZM207 65V64H206ZM223 65H225V64H223ZM256 65V64H255ZM260 65H261V63H260ZM260 65H258V66H260ZM132 66V65H131ZM157 66V65H156ZM219 66H220V64H219ZM240 66H241V64H240ZM243 66V65H242ZM244 66H246V64L244 65ZM244 66H243V70H244ZM264 66V65H263ZM10 67H12V66H10V64H9V67H8V69L10 68ZM97 67V66H96ZM95 67V68H96ZM104 67V66H103ZM119 67V66H118ZM127 69H130L129 67H128V63H127ZM178 67V66H177ZM208 67V66H207ZM228 67V66H227ZM232 67H233V65H232ZM24 68V67H23ZM60 68V67H59ZM58 68V69H59ZM73 67H71V69L70 70H73L72 69ZM76 68L78 69V66L76 65ZM75 68V69H76ZM89 68V67H88ZM87 68V69H88ZM110 68V67H109ZM133 68V67H132ZM160 68H161V66H160ZM212 68V67H211ZM214 68H216V67H214ZM230 68H231V64H230ZM237 68H238V65H237ZM264 68V67H263ZM1 69V68H0ZM22 69V67L19 69V71ZM28 69V68H27ZM65 69V68H64ZM91 69H92V65H91ZM106 69V68H105ZM105 69H104V71H105ZM157 69H158V67H157ZM218 66H217V72H218ZM222 69V68H221ZM235 68H233V70H234ZM238 69H240V68H238ZM238 69H236L237 71H238ZM259 69V67H257V70ZM5 70V69H4ZM6 70H7V66H6ZM13 70V67L11 68V71ZM16 70V69H15ZM29 70H31V68H29L28 69V71ZM61 70V69H60ZM67 71H68V68L66 69ZM143 70V69H142ZM178 70V69H177ZM224 70H225V68H224ZM242 70V69H241ZM249 70H250V73H251V69H250V67H249ZM254 70H255V68H254ZM260 70V69H259ZM262 70V69H261ZM3 71V70H2ZM2 71H1V73L0 74H2ZM9 71L10 70H8V74H12L11 73V71H10V73H9ZM17 71H18V69H17ZM24 71H25V69H24ZM62 71H63V67H62ZM83 71H85V69L83 70ZM89 71V70H88ZM95 71V70H94ZM99 71H101V72H103V70H100L99 69ZM98 71V72H99ZM108 71V70H107ZM111 71H112V69H111ZM123 71V70H122ZM126 72H127V74H125V75H128V71L127 70H125ZM136 71H137V69H136ZM162 71H160V72H162ZM205 70L203 69V72H204ZM214 71H215V69H214ZM231 71V70H230ZM132 72V71H131ZM155 72V71H154ZM202 72V71H201ZM210 72H212V71H210ZM261 72V71H260ZM5 73H6V71H5ZM14 73H16V77H17V72H15L14 70H13V75H15ZM22 70H21V77H22ZM31 73V72H30ZM46 73V72H45ZM94 73V72H93ZM96 73H97V71H96ZM112 73H114V71L112 72ZM130 73V72H129ZM141 71H140V75H141ZM177 73V72H176ZM247 73H249V71L247 72ZM7 74V73H6ZM27 74H28V72H27ZM87 75V73H82L81 75ZM92 74V73H91ZM119 74H120V77H121V72H119ZM119 74H118V78H119ZM172 74V73H171ZM231 74L232 73H230V77H231ZM234 74L235 75H237L235 72H234ZM262 74H264V73H261L260 75H261V77H262ZM24 75H26V71L23 73V80L21 79V77H20V74H19V77H20V79L22 80V82L25 80V77H24ZM85 75H84V77H85ZM105 75V74H104ZM115 75V74H114ZM132 75H133V72H132ZM151 75V74H150ZM155 75H156V73H155ZM201 75H203V74H201ZM214 75H215V73H214ZM224 75V74H223ZM223 75H222V77H223ZM245 75V74H244ZM212 76H213V74L211 73V75H210V78H211V80H212ZM9 77H10V75H9ZM11 77H12V75H11ZM18 77V78H19ZM36 77V76H35ZM34 77V78H35ZM53 77H54V75H53ZM94 77H95V75H94ZM102 77H103V74H102ZM106 77H107V75H106ZM220 77H221V75H220ZM228 77H229V75H228ZM257 77H258V74H257ZM14 78V77H13ZM18 78L17 79H14V81H16V83H17V80H18ZM29 78L31 79V77H30V75H29ZM38 78V77H37ZM50 78H52V75H51V77ZM50 78H48V79H50ZM55 78V77H54ZM54 78H53V80H54ZM81 78V77H80ZM83 78V77H82ZM92 78V80L94 81V79H93V77H91ZM96 78H97V75H96ZM95 78V79H96ZM100 77H98V79H99ZM117 78V77H116ZM118 78H117V80H118ZM146 78V77H145ZM198 78H199V76H198ZM245 78V77H244ZM264 78V77H263ZM4 79H7V78H5L4 77ZM47 79V80H48ZM147 79V78H146ZM150 78H148V80H149ZM203 79V78H202ZM223 79H224V77H223ZM223 79H222V81H223ZM20 80V81H21ZM26 80H29L27 77H26ZM32 80V82H33V78L31 79ZM40 80V78L39 79H37V83H38V81ZM42 80H43V84H46V82H45V80L43 79V77H42ZM58 81L60 80V78L59 79H57ZM102 80H103V78H102ZM113 80L115 81V79H114V77H113ZM116 80V81H117ZM199 80V79H198ZM197 80V81H198ZM216 80V79H215ZM227 80V79H226ZM263 80V79H262ZM1 81H2V75H1ZM41 81V80H40ZM92 81V82H93ZM97 81V80H96ZM101 81V80H100ZM107 81V80H106ZM110 81H112V79L110 80ZM109 81V82H110ZM136 81V80H135ZM196 81V82H197ZM214 81V80H213ZM27 82V81H26ZM45 82V83H44ZM50 82H52V86H54V84H53V81H50ZM54 82H56L55 80H54ZM108 82V83H109ZM142 82H143V80H142ZM155 82V81H154ZM154 82L152 83V85L151 84H149V86H153V84H154ZM161 82V83H162ZM218 82V81H217ZM230 82H232V81H230ZM250 82V81H249ZM256 82V81H255ZM263 82V81H262ZM3 83V82H2ZM7 83H8V79H7ZM20 83V82H19ZM31 83V82H30ZM65 83H66V81H65ZM71 83V82H70ZM69 83V84H70ZM103 83H105V81L103 82ZM137 83V82H136ZM162 83V84H163ZM253 83V82H252ZM5 84V83H4ZM10 82H9V87H10ZM24 84L27 86V84L24 82ZM23 84V85H24ZM32 84V83H31ZM60 84V83H59ZM59 84H58V87H59ZM101 84H102V82H101ZM117 83H115V85H116ZM133 84V83H132ZM138 84V83H137ZM140 84V83H139ZM211 84V83H210ZM210 84H208V86L210 85ZM256 84V83H255ZM20 85H21V83H20ZM23 85L21 86V87H23ZM34 85V84H33ZM47 85H49V84H47ZM64 85H66V84H64ZM105 85V84H104ZM225 85H226V83H225ZM232 85H233V83H232ZM235 85H236V83H235ZM4 86V85H3ZM6 86H7V84H6ZM11 86H12V84H11ZM14 86H15V83H14ZM18 86H19V84H18ZM28 86H29V84H28ZM37 86H39L38 84H37ZM52 86H51V88H52ZM55 88H57L58 89V87H57V84H55ZM66 86H68V85H66ZM91 86H93V85H91ZM94 86H95V82H94ZM93 86V87H94ZM98 86H100V85H98ZM106 86V85H105ZM105 86H103V87H105ZM120 86H121V84H120ZM137 86V85H136ZM175 86V85H174ZM218 86H219V84H218ZM227 86H229V84L227 85ZM253 86H254V88H255V85L253 84ZM258 86V85H257ZM9 87H7V88H9ZM13 87V86H12ZM20 87V88H21ZM25 87V86H24ZM34 87H35V89H36V81H35V86H33V87H31L33 90H34ZM101 87V86H100ZM117 87V86H116ZM134 87V86H133ZM210 87V86H209ZM215 87H217V86H215ZM248 87H249V85H248ZM250 87H251V83H250ZM3 88V87H2ZM7 88H6V90H7ZM19 88V87H18ZM28 88V87H27ZM37 88H39V87H37ZM43 88V85L41 84V87H40V89H42ZM46 87H45V85H44V94H47V93H49V92H46L47 91V89H45ZM48 88H49V86H48ZM51 88H49V89H51ZM87 88V87H86ZM98 88V87H97ZM120 88V87H119ZM149 88V87H148ZM154 88H155V86H154ZM160 88V87H159ZM207 87H205L204 89H203V91L206 89ZM226 88V87H225ZM232 88H233V86H232ZM237 87H235V89H236ZM16 89H17V87H16ZM16 89H14V90H16ZM24 89V88H23ZM23 89H22V94H24V92H23ZM25 89H26V87H25ZM29 89V88H28ZM39 89V91L41 92V90ZM53 90H54V92H55V89L54 88H52ZM111 89V88H110ZM114 89V88H113ZM121 89V88H120ZM186 89V88H185ZM230 89V88H229ZM235 89H233V90H235ZM246 89V88H245ZM244 89V90H245ZM19 90V89H18ZM116 90V89H115ZM118 90V89H117ZM132 90V89H131ZM149 90L151 91L152 89L151 88H149ZM209 90H211V88L209 89ZM238 90H239V88H238ZM10 91H11V88H10ZM12 91H13V89H12ZM26 91V90H25ZM51 91V90H50ZM60 91V90H59ZM126 91V89H124V91H121L122 93L123 92H125ZM141 91V89L139 90V92ZM150 91H148V89H147V92L145 91V93H150ZM200 91V90H199ZM198 91V92H199ZM249 92H250V90H248ZM247 91V92H248ZM254 91V90H253ZM15 92V91H14ZM17 92V91H16ZM15 92V93H16ZM19 92L21 93V91L19 90ZM37 92V91H36ZM36 92H35V90H34V93L36 94ZM165 92V91H164ZM168 92V91H167ZM184 92V91H183ZM191 92V91H190ZM209 92V91H208ZM233 92V91H232ZM242 92H244V91H242ZM252 92V91H251ZM255 92V91H254ZM259 92V90H257V93ZM263 92V91H262ZM28 93V92H27ZM33 93V91L31 92V94ZM65 94H64V96L63 97H61V98H63V101H64V98H65V104L66 105H69V106H67L66 107V105H64V102L63 101H61V100H59V102L61 101L62 103L60 104L59 103V107L58 106H56L57 104H58V102H56V101H58V100H55L54 99V97L52 96V99H51V95H50V99H51V103H49V105H50V107H51V105H52V103H53V105H54V102H56V105H54V107H58L59 109L60 108H62V104H63V107H66L64 110L66 111V109H67V111L64 113V110H63V113H64V115L62 116V115H60L59 117H58V115H56V114H53L52 113V110L50 109V112L51 113H48L49 111H47V117H48V120L49 119H56V116L60 119L59 120V122H60V124L62 125V127H64V129L65 128H67L66 127V125L70 122L71 123V120H70V117H68L67 115L69 114V111H68V109L70 108V113L72 112V118H73V116H74V120H72L75 124L76 123H78L79 122V127H78V129H77V131L76 132H74V133H71L70 135L71 136H75V138H76V140H77V142L80 140V139H82V141H83V139L84 140H87V139H85L84 138V135L86 134L85 132H83V130L84 131H86L85 129H87V127L85 128V125H84V123H83V126H84V128H82L83 130H81L83 133H85L84 135H83V133H81V131H78V130H80L81 128V126H80V121H79V119L77 118V120H75V115H76V112H75V110L76 109H74V112H73V106H74V108H75V106H76V108L77 109H79V112H80V109L82 108V105L83 104H81V102L79 101V98H78V100H77V97L75 96V95H73V98H72V96H71V94H70V96H69V92L67 93V97H65L66 96V91L64 92ZM74 93V92H73ZM111 93V92H110ZM185 93V92H184ZM194 93V92H193ZM227 93V92H226ZM246 93V92H245ZM256 93V92H255ZM261 92H259V94H260ZM30 94V95H31ZM38 94V93H37ZM51 94V93H50ZM56 94V93H55ZM54 94V96L56 97V95ZM59 94H60V96H62L61 95V93L59 92ZM113 94H114V92H113ZM151 94V93H150ZM174 94H175V91H174ZM222 94H224L223 92H222V88L221 87H218L217 89H213V91L212 92H210V95H209V97L207 98V99H205V101H203V103L199 106L200 108H199V110L203 113V112H212V110L216 107V103L218 102V103H220L219 101H218V97H220ZM234 94V93H233ZM236 94V93H235ZM251 94V93H250ZM252 94H254V93H252ZM6 95V94H5ZM4 95V96H5ZM10 95H11V93H10ZM19 95V94H18ZM17 95V96H18ZM25 95H27L26 93H25ZM43 95V94H42ZM53 95V94H52ZM80 95V94H79ZM119 95H120V92H119ZM141 95V94H140ZM177 95V94H176ZM200 95V94H199ZM240 95H242V94H240ZM245 95V94H244ZM7 96H9V94L7 95ZM29 95H27V97L26 98H28V100H29V97H28ZM32 96L34 97V94H32ZM41 99H42V96L41 95H38ZM136 96H137V94H136ZM201 96V95H200ZM223 96V95H222ZM222 96H221V98H222ZM248 96H250V95H248ZM247 96V97H248ZM256 96H257V94H256ZM260 96V95H259ZM262 96V95H261ZM264 96V95H263ZM263 96H262V98H263ZM2 97V96H1ZM10 97V96H9ZM21 97V96H20ZM59 97V96H58ZM68 97H71L72 99H69V100H67L68 99ZM74 97H75V99H74ZM141 97V96H140ZM171 97H172V95H171ZM190 97V96H189ZM230 97H231V95H230ZM234 96H232V98H233ZM251 97V96H250ZM6 97H4V99H5ZM40 98H39V101H41V103H38V105L39 104H41V106H42V108H44L45 109V107L43 106V104L45 105V102L43 103V101L42 100H40ZM45 97H43V99H44ZM138 98V97H137ZM174 98V97H173ZM204 97H202V99H203ZM237 98V97H236ZM253 98L255 99V96H253ZM258 98V97H257ZM256 98V99H257ZM2 99V98H1ZM0 99V123L2 122V121H5V119H7L6 118V116L8 117V115H10V113H9V111H8V109H7V107H8V105L6 104V102H3L2 100ZM16 99V98H15ZM14 99V100H15ZM31 99H33L34 101H35V98H31ZM46 99V98H45ZM45 99H44V101H45ZM49 99V96L47 97V101H49L50 102V100H48ZM180 99V98H179ZM184 99V98H183ZM189 99V98H188ZM199 99H200V97H199ZM241 99V98H240ZM247 99H250V98H247ZM38 99H36V102H38L37 101ZM78 101V105H80V107L78 106V105H76L75 103H72V104H74V105H72V107H70L71 106V104H68V102H70V101ZM80 100H81V98H80ZM193 100V99H192ZM201 100V99H200ZM222 100H223V98H222ZM229 98H228V103H229ZM250 100H252V99H250ZM258 100H260V98L258 99ZM263 100V99H262ZM9 101H11L10 100V98H9ZM8 101V102H9ZM32 101V100H31ZM68 101V102H67ZM180 102H181V99L179 100ZM184 101V100H183ZM188 101V100H187ZM197 101V100H196ZM226 101H227V98H226ZM240 101V100H239ZM242 101V100H241ZM256 101V100H255ZM12 102V101H11ZM10 102V103H11ZM28 102V101H27ZM67 102V103H66ZM92 102V101H91ZM179 102V103H180ZM26 103V102H25ZM48 103V102H47ZM46 103V104H47ZM93 103V102H92ZM119 103V102H118ZM193 103V102H192ZM223 102H221L220 104H222ZM227 103V104H228ZM257 103H261V102H257ZM264 103V102H263ZM23 104V103H22ZM29 104H30V101H29ZM37 104V103H36ZM36 104H34L36 107H37V105ZM87 104V103H86ZM108 104V103H107ZM114 104H116V102H114L113 103V105ZM140 105H141V103H139ZM139 104H137V105H134V103H133V108L136 106L137 108H138V106H139ZM161 104H162V106H163V109H166V110H170L171 109V107H170V100L169 99H163L162 100V102H161ZM197 105H198V102L196 103ZM218 105L217 107V109H215L216 110V112L218 111V109H220V106L221 105ZM13 105H14V103H13ZM28 105V104H27ZM48 104H47V106H49ZM52 105V106H53ZM119 105V104H118ZM117 105V106H118ZM181 105V104H180ZM188 105H189V103H188ZM190 105H191V103H190ZM234 105H236V104H234ZM244 105H245V103H244ZM262 105V104H261ZM260 105V106H261ZM18 106H19V111L21 110V107H20V105L18 104ZM22 106V105H21ZM41 106H39V107H41ZM46 106V105H45ZM144 106H146V109H148L147 108V105H145L144 104ZM184 106V105H183ZM187 106V104H185V106L184 107H186ZM224 106V105H223ZM252 106V105H251ZM258 106V105H257ZM259 106V107H260ZM15 107H16V105H15ZM26 107V106H25ZM24 107V108H25ZM30 107V106H29ZM38 107V108H39ZM69 107V108H68ZM111 107H112V105H111ZM115 107V106H114ZM114 107H112L111 109H113ZM122 107V106H121ZM120 107V108H121ZM141 107H143V105L141 106ZM140 107V108H141ZM175 107H176V103H175ZM178 107H180V106H178ZM222 107V106H221ZM228 107V106H227ZM230 105H229V110H230ZM240 107H242L241 106V104H240ZM9 108V107H8ZM42 108H40V110H42ZM108 108V107H107ZM110 108V107H109ZM119 108V107H118ZM129 108H130V104H129ZM137 108H136V111H134L132 108V110L135 112H133L134 114L133 115H135L136 114V112H137ZM145 108V107H144ZM144 108H143V110H144ZM150 108V107H149ZM236 108H238V104H237V106H236ZM252 108V107H251ZM258 108V107H257ZM15 109V108H14ZM14 109H12V110H14ZM27 109V108H26ZM30 109V108H29ZM46 109H47V107H46ZM131 109H130V111H131ZM172 109H174V107L172 108ZM180 109V108H179ZM193 110H195L194 108H192ZM223 109V108H222ZM233 109V108H232ZM247 109H248V106H247ZM246 109V110H247ZM250 109V108H249ZM254 109H255V107H254ZM10 111H11V107H10V109H9ZM35 110H37L36 108H35ZM39 110V109H38ZM37 111V113L39 112H41L40 113V116H44L45 118H46V115H42V112H44L43 110L42 111ZM56 110H58V109H56ZM72 110V111H71ZM116 110H118V109H113V111L111 112L110 111V109H108V110H105L104 112H109L110 111V114L112 113H117L116 112ZM142 110V111H143ZM221 110V109H220ZM225 110H227L226 109V107H225ZM245 110V111H246ZM61 111V110H60ZM77 111V110H76ZM85 111V110H84ZM84 111L82 110L81 112H83L84 113ZM139 111V110H138ZM140 111H141V109H140ZM139 111V112H140ZM175 111V110H174ZM173 111V112H174ZM182 111V110H181ZM183 111H184V109H183ZM187 111L189 112V113H192V112H190L189 111V109L187 108ZM222 111V110H221ZM238 111H240L239 109H238ZM255 112H256V110H254ZM7 112L9 113L8 115H7ZM27 112H28V114H29V110H27ZM55 112V111H54ZM89 112H90V110H89ZM164 113L166 112V111H163ZM171 112H172V110H171ZM242 112H244V111H242L241 110V114H242ZM250 112H251V109H250ZM66 113H68V114H66ZM129 113H131V112H129ZM138 113V112H137ZM141 113H142V115H143V112H140L139 114L141 115ZM162 113V112H161ZM213 113H215V111L214 112H212V114ZM222 113V112H221ZM229 113V111L227 110V113L226 114H228ZM234 113V112H233ZM235 113H236V111H235ZM238 113V112H237ZM249 113V111L245 114V115H247ZM261 112H259V114H260ZM14 114V113H13ZM18 114H19V112H18ZM24 114V113H23ZM74 114V115H73ZM77 114H78V112H77ZM108 114V113H107ZM166 114V113H165ZM177 114H178V112H177ZM184 114H186V112H184ZM200 114V113H199ZM210 113H208V115H209ZM244 114H242V116L244 115ZM21 115H22V112H21ZM20 115V116H21ZM26 115V114H25ZM66 115V116H65ZM96 115V114H95ZM95 115H93V121L92 122H94V118H95V120H97V117L99 116V114L97 115V117L95 116ZM102 115V114H101ZM104 115H105V113H104ZM104 115H103V117L101 116H99V118H98V120H97V123H98V129L97 130H99V126L101 127V126H103V130L105 129H107V128H104L105 127V125L106 126H108L107 125V123L105 124L104 123ZM114 115V114H113ZM141 115V120L143 119L144 120V123H145V119L143 118V116H145V113H144V115L142 116ZM171 115H172V113H171ZM174 115V114H173ZM179 115H181V112H180V114ZM197 115H198V113H197ZM231 115L233 116V114L231 113ZM230 115V116H231ZM251 115V114H250ZM253 115V114H252ZM252 115H251V117H252ZM263 115H264V112H263ZM262 115V116H263ZM11 116V115H10ZM19 116V115H18ZM30 116H32L33 117V115L32 114H30ZM83 116H84V114H83ZM95 116V117H94ZM112 116V115H111ZM168 116V115H167ZM177 116V115H176ZM187 116H190L189 114H187ZM194 116H195V113H194ZM220 116V115H219ZM224 116V115H223ZM228 116H229V114H228ZM260 116H261V114H260ZM37 117V116H36ZM35 117V118H36ZM105 117H107V116H105ZM108 117H110V115L108 116ZM135 117H136V115H135ZM166 117V116H165ZM170 117V116H169ZM186 117V116H185ZM191 117V116H190ZM207 117V116H206ZM210 117V116H209ZM213 117H214V115H213ZM234 117V116H233ZM236 117V116H235ZM259 117V116H258ZM23 118H25V116L23 117ZM27 118H28V116H27ZM85 118V117H84ZM84 118H82V119H84ZM111 118V117H110ZM128 118V117H127ZM133 118H134V116H133ZM132 116H131V121L130 122H133L132 121ZM158 118V117H157ZM202 118V117H201ZM203 118H205V115L203 114ZM220 118H222V117H220ZM228 118V117H227ZM239 118V117H238ZM238 118H234V120L235 119H237L238 121H239V119ZM253 118H254V116H253ZM31 119V118H30ZM86 119H88V114H87V117L85 118V124H86ZM100 119H103V124H105V125H102V123H101V125H100ZM106 119V118H105ZM137 123H138V120H139V118H138V116H137ZM162 119V118H161ZM215 119V118H214ZM217 119H218V116H217ZM229 119L230 118H228V121H229ZM243 119H245V117L243 118ZM250 119V118H249ZM249 119H247V120H245V123L249 120ZM252 119V118H251ZM261 119V121L263 120L261 117H259V120ZM11 120H14V118H12ZM21 120H22V116H21ZM20 120V121H21ZM28 120V119H27ZM26 120V121H27ZM36 120V119H35ZM57 120V119H56ZM53 121V123L52 124H54V122H55V124H56V122L57 121ZM107 120V119H106ZM111 119H108V124L110 125L111 123V121H110ZM122 120V119H121ZM121 120H120V122H121ZM123 120H124V118H123ZM142 120V121H143ZM146 123L148 122V118H146ZM153 120H154V118H153ZM156 120V119H155ZM169 120H170V118H169ZM179 120V119H178ZM197 120V119H196ZM232 120V119H231ZM20 121H18V124H19V122ZM31 121V120H30ZM37 121H39L38 119H37ZM41 121V120H40ZM42 121H43V119H42ZM42 121H41V123H40V125L42 126ZM75 121H77V122H75ZM149 121H152V120H150V118H149ZM163 121H164V119H163ZM172 121V120H171ZM205 121L206 120H204V121H202V123L204 122V125H202L203 127H201V128H199L197 125H198V123H197V125H195L196 124V122L197 121H195V123H192V124H189V123H187V125L186 126H184V127H179V128H174V127H172V125H173V123H172V125L171 124H169V125H167V127H169L167 130H165V132H164V129H163V132L161 133V134H163V137H165V135H166V137L165 138H167L168 137V139L167 140H170L173 136H176V139H175V142L177 141V139L179 140V141H177V144H178V146L179 145H181L180 144V142H182V146H183V144L185 143V142H187V144L186 145H188V149H187V154H188V158H189V165L190 164H192L194 167H195V172L193 173V176L194 177H200V175H202L203 174V171H204V167L206 168V165H205V163H210V164H212V159H213V157H214V155H216V154H221L222 153V156H217V159H219V158H221V157H223L224 158V155H226V158H227V155H231L232 154V152H234V150H231V153H229L230 151H229V149H228V152H226V153H224V152H222V149H221V147H220V143H221V141H219V139H220V137H221V139H226V138H229L230 137V132H229V137H227L228 136V134L226 135V133H224V131H223V134H220V132H218V127H217V125H216V127L214 128V127H210V129H209V127L207 126L208 124L206 123L205 124ZM227 121V120H226ZM252 121V122H251ZM249 120V126H248V128L251 126H254L255 125V123H254V125H253V121H254V119H252V120ZM13 122H16V119H15V121H13ZM59 122H58V124H59ZM82 122H84V121H82ZM101 122H102V120H101ZM119 122V121H118ZM125 122H129V121H126V119H125ZM125 122H124V124H125ZM156 122V121H155ZM157 122H158V119H157ZM165 122H167L166 121V119H165ZM191 122V121H190ZM194 122V121H193ZM208 122V121H207ZM211 122H212V118H211V121L209 122L210 123V126H213V124H211ZM250 122H251V125H250ZM11 123V122H10ZM21 123H22V121H21ZM50 123H51V121H50ZM97 123L95 124V125H97ZM140 123H141V121H140ZM161 123V121H159V124L158 125H161L160 124ZM201 122H200V124H202ZM221 123H223V127H224V130H225V124H224V122L222 121ZM220 123V124H221ZM239 123V122H238ZM244 123V124H245ZM262 123V125L260 124V122H259V124H260V126L258 125V123H257V129H256V127H255V130H256V132L254 131V129H253V131H254V133L256 134L257 132L259 133V136L261 137V135H260V130L258 129V127L261 129L262 127H264L263 125V123H264V121H262L261 122ZM3 124V123H2ZM17 124V123H16ZM23 124V123H22ZM74 124V125H75ZM92 124H94V123H92ZM122 124V123H121ZM121 124H116V125H118V127H119V125L121 126ZM127 124V123H126ZM132 124V123H131ZM134 124H135V122H134ZM143 124V123H142ZM154 124V123H153ZM167 124V123H166ZM176 124V123H175ZM183 124V123H182ZM234 124H237L236 122L234 123ZM14 125V124H13ZM44 125V124H43ZM61 125H60V127H58V128H56V129H53L52 131L55 133L54 135H56L57 134V136H58V139H56L57 137H55V139L56 140H54V141H52L51 143H50V148L51 149H55V154L57 153V151L56 150H58L59 151V155H60V158H61V154H62V156L64 155V154H66L67 156H70V157H74V156H79L80 154V157H81V161L82 162H84L87 158H88V160H89V162L90 161H95L96 159H98L99 160V158L101 157V156H99L98 157V155H97V149H96V147H95V152L96 153H93V155H95V160H93V159H91V158H89V157H87L88 155L90 156H92V152L91 153H89V145H88V147H86V149H84V147L85 146H83V150L82 151H80V150H77V148H76V150H74V145L75 144H73V139H71V137H70V140H69V138H68V140H67V143L69 142V144L71 145V144H73V146H72V149L73 150H71L70 148V151H67V147L65 148L66 149V151H64L63 150V145L65 144V139H66V137H67V135L71 132V130H69V133H67L66 132V130L64 131V130H62L63 128L61 127ZM76 125H78V124H76ZM82 125V124H81ZM113 124H111L110 125V127L112 126ZM140 125V124H139ZM148 125H149V123H148ZM150 125L152 126V123L150 122ZM164 123H163V127H164ZM181 125V124H180ZM184 125V124H183ZM228 125H229V123H228ZM231 125H232V123H231ZM243 125V124H242ZM241 125V126H242ZM1 126V125H0ZM6 126V125H5ZM8 126V125H7ZM34 126V125H33ZM52 126V125H51ZM68 126V125H67ZM72 126H73V124H71V128H72ZM147 126V125H146ZM154 126V125H153ZM153 126L150 128L151 130H152V128H153ZM156 126H157V123H156ZM177 126H178V124H177ZM205 126L207 127V130H206V128H205ZM241 126H240V128H241ZM2 127V126H1ZM13 127V126H12ZM11 127V128H12ZM44 127V126H43ZM41 128V129H39V133H40V135H44V133H45V129L44 128ZM48 127H49V123H48ZM48 127H47V131H48ZM70 127V126H69ZM76 127V126H75ZM113 127V126H112ZM111 127V128H112ZM144 127V126H143ZM143 127L140 125V127L139 128H137V127H135V129L137 128V129H142L143 130ZM150 127V126H149ZM233 127V126H232ZM238 127V125L236 126L235 125V128L236 129H238L237 128ZM251 127H250V129H251ZM5 128V127H4ZM26 128V127H25ZM116 126H114V132L113 131H111V130H113V128L112 129H110V133H112L113 132V134L115 133V131L116 130H118L119 131V129H120V127L119 128H116ZM122 128H123V124H122ZM154 128H155V126H154ZM231 128V127H230ZM239 128V129H240ZM245 128H246V130H245ZM243 130H245V133L246 134H244V136H247V134H248V132H246L247 131V125H246V127H245ZM253 128V127H252ZM3 129V128H2ZM31 129H33V128H31ZM70 129V128H69ZM74 128H72V130H73ZM95 129H96V127L94 128V129H92V130H94V132H95ZM135 129H133V131L135 130ZM145 129V128H144ZM148 129V128H147ZM227 129V128H226ZM250 129H248L249 130V132H250V134H249V138H248V136L246 137V142H247V139H248V141L250 140V135H251V132H253L252 130H250ZM19 130V129H18ZM35 130V129H34ZM102 130V129H101ZM107 130H109V128L107 129ZM106 130V131H107ZM127 130V129H126ZM149 130V129H148ZM155 130V129H154ZM158 130H159V128H158ZM162 130V129H161ZM169 130V131H168ZM223 130V129H222ZM232 130V129H231ZM11 131H12V129H11ZM27 131V130H26ZM26 131H22V132H26ZM28 131H29V129H28ZM33 131V130H32ZM32 131H30L29 133H30V136H31V134L33 135V133H32ZM68 131V130H67ZM105 131V134L107 133ZM121 131H123L122 133L123 134H125V137L127 138V136L126 135H128V133L129 132H124V129H121ZM120 131V132H121ZM132 131V132H133ZM145 131H146V129H145ZM160 131V130H159ZM220 131H221V129H220ZM227 131H229V129L227 130ZM237 131V130H236ZM235 131V132H236ZM263 131V130H262ZM9 133L10 131H8V130H6V133ZM49 132H50V129H49ZM53 132L51 133L50 132V134L51 135H53ZM98 132V131H97ZM132 132H131V134H132ZM138 132L139 133H141V131H139V130H137V132H135V133H137V135H138ZM148 132H150V130L148 131ZM147 132V133H148ZM238 132H241V131H238ZM244 132V131H243ZM19 133V132H18ZM91 133H92V131H91ZM118 133V132H117ZM155 133H156V131H155ZM164 133H165V135H164ZM233 133H234V127H233ZM233 133L231 132V136H233ZM262 133V135L264 136V131L263 132H261ZM26 134L28 135V133L26 132ZM100 134H101V131H100ZM102 134H104L103 132H102ZM101 134V135H102ZM107 134H109V133H107ZM134 134V133H133ZM146 134V133H145ZM149 134V133H148ZM239 133H236V135L235 136H237ZM35 135V134H34ZM80 135V136H79ZM81 135L83 136V138L81 137ZM89 135H90V132H89ZM92 135V134H91ZM91 135L90 136H88V134L86 135L87 136V138H89V137H91ZM94 135V134H93ZM95 135H98L97 133L95 134ZM252 135H254L253 133H252ZM9 136V135H8ZM24 136H25V134H24ZM78 136H79V139H78ZM119 136V135H118ZM122 136V135H121ZM124 136V135H123ZM156 136H157V134H156ZM226 136V138H224ZM3 137H4V135H3ZM16 138H17V135L15 136ZM43 137H45V135L43 136ZM98 137H100L99 135H98ZM120 137V136H119ZM125 137H124V139H125ZM128 137L130 138V135H128ZM140 137V136H139ZM142 138H143V136H141ZM162 137V136H161ZM238 138L236 139V145L235 146H231V149H233L234 147H236L235 149H237V147H238V141H239V136H237ZM240 137H242V135H240ZM255 137H256V135H255ZM260 137H259V140H260ZM13 138V137H12ZM32 138H34V137H31V139ZM38 138V137H37ZM74 138V137H73ZM74 138V139H75ZM92 138V137H91ZM145 138V137H144ZM152 138H154V134H153V136H152ZM170 138V139H169ZM205 138H207V142L205 141ZM213 138H215V139H213ZM256 138H258V135H257V137ZM256 138H255V141H254V137H252L251 136V141L250 142H252V144H257V148H259V150L262 152V150H264V144H263V141H264V139L261 137V141H259L260 143L262 142V146H263V148L262 149H260V146L258 147V141L256 140ZM15 139V138H14ZM36 139V138H35ZM51 139V138H50ZM101 139V138H100ZM106 139H109V141L111 142V139L110 138H108L107 137V135H106V138L104 139V141H107ZM115 139L117 140V138L115 137ZM136 139H138L137 137H136ZM147 139H148V136H147ZM149 139H150V136H149ZM212 139H213V143H210L211 141H212ZM244 138L242 137L241 138V141L243 140ZM1 140H2V138H1ZM29 140V139H28ZM39 140V139H38ZM75 140V141H76ZM93 140V139H92ZM99 140V139H98ZM114 140V139H113ZM126 140H129V139H126ZM126 140H124V142H127ZM130 140H132V139H130ZM130 140H129V143H128V145H131V143L133 142H130ZM133 140H135V139H133ZM157 140V139H156ZM162 139L160 138V141H161ZM173 140V139H172ZM232 140V139H231ZM231 140H229V142H228V140H226L228 143L227 144H229L230 145V141ZM10 141V140H9ZM34 141V140H33ZM71 141V142H70ZM81 141V143H83ZM94 141H95V143H97L96 142V140L94 139ZM94 141H93V143H94ZM103 141V140H102ZM101 141V142H102ZM118 141H120L121 143H122V139H118ZM151 141H153V139H151V140H149V142H151ZM216 141V142H215ZM16 142V141H15ZM18 142V141H17ZM43 142H44V140H43ZM87 142V141H86ZM100 142V141H99ZM99 142H98V148H100V144H99ZM100 142V143H101ZM146 142H147V140L145 141V144H146ZM149 142H147V144L149 143ZM156 142V141H155ZM184 142V143H183ZM218 142V143H217ZM233 143H235V141L233 140L232 141ZM250 142L248 143L249 145H248V148H249V146H250ZM19 143H20V139H19ZM66 143V144H67ZM89 143V142H88ZM107 143H108V141H107ZM106 143V145H107V147H106V149L107 148H109L110 147V150H111V145H110V143H108L107 144ZM114 143H115V141H114ZM169 143V142H168ZM171 143V142H170ZM223 143V142H222ZM244 143V141L242 142V144ZM6 144V142L4 141L3 142V145H5ZM30 144H31V142H30ZM41 144H42V142H41ZM78 144V143H77ZM84 144H86V143H84ZM103 144L105 145V143L103 142ZM126 144V143H125ZM135 144H137V141H136V143H134V146H135ZM146 144V145H147ZM153 144V143H152ZM151 144V145H152ZM173 144V143H172ZM171 144V145H172ZM177 144H175V146L177 145ZM240 144V143H239ZM241 144V145H242ZM0 145H1V142H0ZM14 145H16V144H14ZM26 145V144H25ZM39 145H40V143H39ZM46 145V143L44 142V146ZM69 145V147H71ZM93 145V144H92ZM97 144H95V146H96ZM104 145L102 146V144H101V146H102V149L104 148ZM117 146L119 145H121L120 143H118V144H116ZM127 145V144H126ZM138 145V144H137ZM146 145H144V146H146ZM150 145V144H149ZM151 145H150V147H151ZM222 145V144H221ZM224 145V144H223ZM245 145V144H244ZM27 146V145H26ZM38 146V145H37ZM47 146V145H46ZM77 146V145H76ZM81 145H80V147L78 146V149L80 148L81 149V147H82ZM160 145H158V147H159ZM181 146V147H182ZM227 146V145H226ZM261 146V147H262ZM25 146H23V148H24ZM124 147H126L125 145H124ZM130 147V146H129ZM133 147V146H132ZM139 147V146H138ZM146 147H148V146H146ZM149 147V148H150ZM184 147H186L185 145H184ZM239 147H240V149H242L241 148V146L239 145ZM238 147V148H239ZM28 148V150H29V146L27 147ZM34 148H35V146H34ZM41 147H39L38 146V148L36 147V150H37V152H38V150L40 149ZM87 148H88V150H87ZM91 148H93V146L91 147ZM122 148H123V146H121V150H122ZM127 148H128V146L126 147V150H127ZM223 148V147H222ZM230 148V147H229ZM247 148V145H246V149H248ZM253 148V150H254V145L250 148V149H252ZM31 149H33L32 148V146H31ZM43 149H44V147H43ZM101 149V148H100ZM101 149V152L103 153V150ZM106 149H105V151H106ZM142 149V148H141ZM148 149V148H147ZM153 149V148H152ZM152 149H151V151H152ZM159 149V148H158ZM240 149H239V151H240ZM0 150H1V148H0ZM7 150V149H6ZM35 149H33V152L34 151H36ZM123 150H125V148L123 149ZM155 150V149H154ZM156 150H157V148H156ZM164 150V149H163ZM172 150V149H171ZM227 150V149H226ZM243 150V149H242ZM241 150V151H242ZM258 150V149H257ZM25 151H26V147H25ZM41 151H45V150H42L41 149ZM118 151H119V149H118ZM134 151V150H133ZM132 151V152H133ZM136 151V150H135ZM165 151V150H164ZM167 151V150H166ZM174 151V150H173ZM176 151H177V149H176ZM236 151V150H235ZM238 151V150H237ZM255 151H256V149H255ZM254 151V152H255ZM32 152V151H31ZM37 152H35L34 154H33V156H36V154H37V156H38V153ZM98 152H99V149H98ZM108 152V153H107ZM107 152H105L103 155H105V154H107V156H105V159L106 158H108L109 156H108V154H109V151L107 150ZM115 152L117 153V150H116V146H115ZM129 153V152H125V151H119V153L116 155V161L114 160V162L116 163V165L117 164H120V165H118V167L117 168H115V169H118V170H123V169H125V168H123L122 166H121V164L123 163V162H125L126 163V161L129 159V161H130V159L132 160V157H134L135 156V158H136V155H138V157L140 158L139 159V161H140V168H137L138 169V178L140 177L141 179V182H145V178H144V176L146 177V171L148 170V171H151V172H149V173H152L153 175H155V179H156V182H153L152 181V183H155V186H156V184L158 185H160L161 186V189L164 191V187H165V189H166V185L165 184H167L166 182H165V184H164V172H161V173H158L157 172V170L155 169V164H154V153H151V152H149V151H144V152H140V150L138 151V153ZM185 152V151H184ZM244 152H246V150L244 151ZM244 152H243V154H244ZM251 152V150H249V157H250V159H249V157L248 156H246V158L245 159H249L250 161H251V158H252V161H254L253 160V155H254V152L253 153H250ZM39 153H40V151H39ZM42 153V152H41ZM41 153H40V155H41ZM113 153H114V151H113ZM157 153V152H156ZM155 153V154H156ZM223 153H224V155H223ZM257 153V152H256ZM5 154V153H4ZM44 154V153H43ZM174 154V153H173ZM182 154V153H181ZM184 154V153H183ZM182 154V155H183ZM251 154V155H250ZM262 154H263V152H262ZM6 155V154H5ZM5 155H4V157H5ZM32 155V154H31ZM31 155H30V157H31ZM39 155V156H40ZM48 155V154H47ZM237 155H238V153H237ZM236 155V156H237ZM240 155H241V152H240ZM247 155H248V153H247ZM36 156V157H37ZM56 156H57V154H56ZM96 156H97V158H96ZM156 156V155H155ZM165 156V155H164ZM180 156V155H179ZM185 156H187V155H185ZM184 156V157H185ZM234 156V155H233ZM235 156V157H236ZM252 156V157H251ZM262 156V155H261ZM47 157V156H46ZM80 157H79V164H80V166H81V164L82 163H80ZM110 157H112V154L110 155ZM258 157H259V160L262 162V157L260 158V155L258 154ZM9 159H10V157H8ZM49 158V159H48ZM48 158H45V157H42V155H41V158H40V160H37L36 161V163L34 164V166L36 165V167H35V169H36V171H38L39 170V168H38V164H37V162L39 161V165H41V163L42 162H40L41 160L43 161V169L44 168H47V170L50 168H58V171H59V166L62 164V165H64L65 164V166H66V163H63V160H62V163H60L61 162V160H60V158L57 156V158H50V157H48ZM101 158H104V156H102ZM163 158V157H162ZM168 158V157H167ZM167 158H165V159H167ZM178 158V157H177ZM222 158V159H223ZM256 158V157H255ZM254 158V159H255ZM32 159H33V157H32ZM35 159H37V158H34V160ZM65 159H66V157H65ZM64 159V160H65ZM228 159V158H227ZM33 160V161H34ZM71 160H72V158H71ZM74 160H76V157L74 158ZM74 160H72V163L73 162H75L76 163V161H74ZM221 160V159H220ZM226 160V159H225ZM231 160H232V158H231ZM5 161H7L6 160V158H5ZM10 161V160H9ZM77 161H78V159H77ZM87 161V160H86ZM179 161H180V159H179ZM178 161V162H179ZM185 161V160H184ZM187 161V160H186ZM215 161V160H214ZM214 161H213V163H214ZM234 161V163L237 161V159L236 160H233ZM250 161H248V163H250ZM255 161H256V159H255ZM254 161V162H255ZM263 161H264V159H263ZM12 162V161H11ZM91 162V163H92ZM97 162H100V160L99 161H97ZM106 162H107V160H106ZM109 162H110V159H109ZM114 162H110L109 164H114ZM131 162V161H130ZM171 162H172V160H171ZM188 162V161H187ZM218 162V161H217ZM228 162V161H227ZM32 163H34V162H32ZM60 163V164H59ZM68 163H69V161H68ZM96 162H94V164H95ZM132 163H133V161H132ZM164 163H166L165 162V160H164ZM170 163V162H169ZM226 162L224 161V164H225ZM256 163V162H255ZM3 164V163H2ZM78 164V162L76 163V165H79ZM90 164V163H89ZM100 164H103V160H102V163L100 162ZM128 164V163H127ZM127 164H126V166H127ZM173 164H175V163H173ZM221 164H223V161L221 162ZM223 164V165H224ZM228 164V163H227ZM240 164V163H239ZM251 164L252 163H250V166H251ZM32 165V164H31ZM61 165V166H62ZM69 165H70V163H69ZM72 166H73V164H71ZM75 165V164H74ZM96 165H97V163H96ZM98 165H99V163H98ZM123 165V164H122ZM164 165V164H163ZM219 166H220V163L218 164ZM245 164H243V166H244ZM260 165V164H259ZM3 166V165H2ZM26 165H24L23 167H25ZM67 166H68V164H67ZM79 166V167H80ZM82 166H85L84 164L82 165ZM92 166H93V164H92ZM103 166V165H102ZM115 166V165H114ZM114 166H112V167H114ZM175 166H178L177 164L175 165ZM188 166V165H187ZM214 166L216 167V164H214ZM213 166V167H214ZM233 166V165H232ZM235 166H236V164H235ZM249 165H247L246 166V169L247 168H249L250 167ZM252 166H253V164H252ZM252 166H251V169L250 170H252ZM255 167H257L258 166V162H257V164L256 165H254ZM253 166V167H254ZM261 166V165H260ZM4 167V166H3ZM78 167V168H79ZM88 168V166H87V163H86V166H85V168ZM120 167V168H119ZM128 167H129V164H128ZM164 167H165V165H164ZM167 168H168V166H166ZM173 167H174V165H173ZM172 167V168H173ZM212 167V168H213ZM218 167V166H217ZM224 167V166H223ZM230 167V166H229ZM242 167V166H241ZM262 167V166H261ZM5 168H7V167H5ZM37 168H38V170H37ZM62 168H65V167H63L62 166ZM85 168H83L82 167V169H84V172L86 171L85 170ZM104 168V167H103ZM159 168H161V167H159ZM158 168V169H159ZM170 168V170H171V167H169ZM168 168V169H169ZM222 168V167H221ZM231 168V167H230ZM259 168V167H258ZM17 169H18V174H19V168L17 167ZM20 169H21V166H20ZM22 169H24V168H22ZM25 169H27L26 167H25ZM35 169H32V171L33 170H35ZM41 169V168H40ZM66 169H68V167L66 168ZM70 169H71V167H70ZM82 169H80V171L82 170ZM90 169H91V167H90ZM90 169H89V171H90ZM92 169H93V171L91 170L90 172H92V173H94V170L96 169H94L93 167H92ZM99 169H101L100 167H99ZM130 169H131V167H130ZM168 169H166V171L168 170ZM174 169H175V167H174ZM208 169V168H207ZM206 169V170H207ZM223 169V168H222ZM221 169V172H220V170H217V172L218 173H216V175H217V177H218V183H220V180H222V179H224V176L226 175V178H227V173L225 174V173H223L222 170ZM233 169H234V167H233ZM238 169V168H237ZM5 171H6V169H4ZM11 170V169H10ZM47 170H45V171H47ZM73 170H74V168H73ZM76 170V169H75ZM117 170V171H118ZM214 170H215V168H214ZM227 170H230V169H228L227 168ZM239 170H240V168L238 169V172H239ZM242 170V169H241ZM243 170H245V168L243 169ZM249 170V169H248ZM256 170V169H255ZM255 170H253L254 172H257V171H255ZM31 171V170H30ZM62 171V170H61ZM65 171H67V170H64V172ZM112 171H113V169H112ZM131 171H132V169H131ZM148 171H147V173H148ZM165 171V172H166ZM224 171H226L225 169H224ZM237 171V170H236ZM260 171V170H259ZM60 172V171H59ZM69 172H72V171H67V174L69 173ZM174 172H175V170H174ZM189 172V171H188ZM187 172V173H188ZM211 172V171H210ZM216 172V171H215ZM228 172V171H227ZM264 172V171H263ZM4 173V172H3ZM15 173H17V172H15ZM40 172H38V174H39ZM55 173H57V169H56V171L55 172H53V170H52V177L55 175ZM74 173V172H73ZM72 173V174H73ZM95 173H97V172H95ZM108 173H109V171H108ZM134 173H136V172H134ZM134 173H132V174H134ZM167 173L169 174V170L167 171ZM173 173V172H172ZM186 173V174H187ZM231 173V172H230ZM229 173V174H230ZM8 174V173H7ZM6 174V175H7ZM38 174H36L37 176H38ZM41 174V173H40ZM48 174V173H47ZM58 174V173H57ZM56 174V175H57ZM66 174V173H65ZM71 174V173H70ZM78 175H80L79 174V172L77 173ZM77 174H76V176H77ZM116 173H114V175H115ZM122 174V173H121ZM120 174V175H121ZM184 174H185V172H184ZM205 174H206V172H205ZM207 174H209V172L207 173ZM240 174H241V172H240ZM258 174H259V177H261L260 175H261V171H260V173L258 172ZM263 174V176H264V173H262ZM9 175V174H8ZM12 175V174H11ZM16 175V174H15ZM48 175H50L51 176V171H50V173L48 174ZM60 175V174H59ZM58 175V176H59ZM61 175L63 176V171L61 172ZM60 175V176H61ZM92 175H95V174H92ZM111 175V174H110ZM118 175V174H117ZM128 175V174H127ZM210 175V174H209ZM211 175H213V174H211ZM233 175H234V170H233V174H232V177H233ZM237 174H235V176H236ZM44 176H47L46 174H44ZM50 176L48 177V178H50ZM184 176V175H183ZM238 176V175H237ZM236 176V177H237ZM243 176H244V174H243ZM9 177V176H8ZM56 177V176H55ZM79 177H81V176H78V178L77 179H79ZM84 177H86V176H84ZM125 176H123V178H124ZM133 177V175L131 176V178ZM136 177V180H137V176H135ZM147 177H148V175H147ZM146 177V178H147ZM150 177H151V174H150ZM188 177L190 178H192V176H189V174H188ZM193 177V178H194ZM202 177V176H201ZM207 177V176H206ZM205 177V178H206ZM232 177H231V179H232ZM6 178H7V176H6ZM45 178V180H46V177H44ZM59 178V177H58ZM68 178V177H67ZM106 178V177H105ZM116 178V177H115ZM115 178H113L112 176L108 179V180H106V181H108V186L104 189H102V188H99L96 192H95V198L96 199H101L105 204H106V206H107V204H115V203H117L116 201H117V197H116V193L114 192L115 191V188L116 187H118L116 184H115ZM119 178H121V176L119 177ZM126 178V177H125ZM124 178V179H125ZM128 178V177H127ZM180 178H181V176H180ZM183 178V177H182ZM185 178V177H184ZM190 178V179H191ZM228 178H229V176H228ZM227 178V179H228ZM241 178H248V179H250L249 177H242L241 176ZM72 179V178H71ZM104 179V178H103ZM149 179V178H148ZM198 179V178H197ZM214 179H216V181H217V178H214ZM252 179H253V176H252ZM51 180V179H50ZM49 180V181H50ZM57 180V179H56ZM82 180H84L83 178H82ZM128 180H129V178H128ZM131 180V179H130ZM134 180H135V178H134ZM176 180V179H175ZM180 180V179H179ZM188 182H189V179H186ZM186 180L184 181V183L185 184H188V183H186ZM194 180V179H193ZM208 180V179H207ZM207 180H204V181H206V184H207ZM209 180H212V182L211 181H209L208 183H210V185H212V183L214 184V180L211 178V179H209ZM251 180V179H250ZM248 181V184H249V182H252V181ZM262 180H263V178H262ZM71 181H73V180H71ZM74 181H75V183L77 182L76 181V179L74 178ZM79 181V180H78ZM85 181L88 183V181H89V179H88V181H87V178H85ZM102 181V180H101ZM118 181H119V179H118ZM195 181H196V179H195ZM198 181H200L199 179H198ZM224 181V180H223ZM223 181H221L222 183H223V185H225L226 183V179H225V181L223 182ZM233 181V180H232ZM240 181H242V179L240 180ZM240 181H239V183H240ZM255 181H256V179H255ZM51 182H53V180L51 181ZM63 182V181H62ZM61 182V183H62ZM123 182V181H122ZM122 182H120V184L122 183ZM130 182V181H129ZM140 181L138 182V183H141ZM146 182H147V179H146ZM178 182V181H177ZM177 182H176V184H177ZM191 182V181H190ZM230 182V181H229ZM243 182V181H242ZM259 182H261V181H259ZM149 183V182H148ZM179 184L178 185H176V187L178 186L179 187V185H181L182 183H183V180H182V183L179 181L178 182ZM181 183V184H180ZM196 183V182H195ZM198 183V182H197ZM200 183H201V181H200ZM225 183V184H224ZM228 183V182H227ZM237 183H238V181L236 182V184H234L233 183V187L235 186L236 187V185H237ZM257 183V182H256ZM256 183H255V186H256ZM73 184V183H72ZM77 185H78V182L76 183ZM76 184H75V186H76ZM83 184H85L84 182L82 183V185ZM174 184V183H173ZM172 184V185H173ZM190 184V183H189ZM202 184H204L205 185V183H202ZM217 184V183H216ZM216 184H215V188H216ZM261 184H263V181H262V183ZM48 185V184H47ZM70 185V184H69ZM115 185H116V187H115ZM134 185V184H133ZM137 185L138 184H136V186H134L133 188H138L137 187ZM184 185V184H183ZM182 185V186H183ZM208 185V187H209V184H207ZM206 185V186H207ZM218 185V184H217ZM252 185V184H251ZM257 185H258V183H257ZM3 186V185H2ZM74 186V185H73ZM84 186V185H83ZM102 186V185H101ZM128 186H130V185H128ZM148 186V185H147ZM191 186H192V182H191ZM198 186H200V185H198ZM242 186H244V185H242ZM242 186H241V188H242ZM249 186H250V184H249ZM253 186V185H252ZM255 186H253V188L255 187ZM259 186H260V184H259ZM132 186H130V188H131ZM141 187V186H140ZM173 187V186H172ZM181 187V186H180ZM180 187H179V189H178V196H179V199H180V201H178V203L176 204L177 206L176 207H174L173 209H172V211H173V215L175 216V212L178 214V216H179V211L177 212L176 210L179 208H181V207H183V206H190V200H188L185 196H184V192H182V191H179L180 190ZM202 187V186H201ZM200 187V188H201ZM204 188H205V186H203ZM203 187H202V189H203ZM214 187V186H213ZM218 187V186H217ZM223 187V186H222ZM14 188H15V186H14ZM75 188V187H74ZM145 188V187H144ZM184 188H185V186H184ZM192 189H193V186L191 187ZM239 188H240V186H239ZM239 188H237V189H239ZM79 189H81V186L79 187ZM78 189V190H79ZM132 189V188H131ZM141 189V188H140ZM139 189V190H140ZM194 189H195V187H194ZM201 189V190H202ZM210 189H211V187H210ZM217 189V188H216ZM219 189V188H218ZM228 190H230V188H227ZM243 189V188H242ZM252 189V187L251 188H249L248 189V186H247V190L246 191H248V190H251ZM138 190V191H139ZM145 190H147L146 188H145ZM161 190V191H162ZM187 190V189H186ZM209 190V188L207 189V187H206V193H207V191ZM234 190H236L235 188H234ZM255 190V189H254ZM50 191H51V189H50ZM75 191L77 192V189H75ZM134 191V190H133ZM135 191H136V193H137V190L135 189ZM141 191V190H140ZM148 191H149V189H148ZM150 191H152V190H150ZM175 190H173V192H174ZM177 191V190H176ZM175 191V192H176ZM196 191H198L197 189H196ZM205 191V190H204ZM214 191V190H213ZM242 191H244V189L242 190ZM245 191V192H246ZM252 191V190H251ZM72 192H73V190H72ZM201 192V191H200ZM216 192V191H215ZM228 192V191H227ZM237 192H238V190H237ZM237 192H235L234 193V191H233V195L234 194H236L237 195ZM11 193V192H10ZM10 193H9V195H10ZM18 193V192H17ZM17 193H15V194H17ZM23 193V192H22ZM205 193V192H204ZM13 194H14V192H13ZM48 194H49V192H48ZM131 194H132V196H134V193H131V192H129V195L131 196ZM156 194H158V193H156ZM162 194V193H161ZM203 194V193H202ZM209 194H210V192H209ZM212 194H213V192H212ZM246 194V193H245ZM250 194V192L248 193V195ZM8 195V196H9ZM18 195V194H17ZM24 195H25V193H24ZM24 195H23V197H24ZM46 195H47V193H46ZM57 195V194H56ZM79 195V194H78ZM136 195H138V194H135V196ZM153 195H154V193H153ZM186 195H187V192H186ZM241 195H243L242 197H244V194H243V192H242V194ZM62 196V195H61ZM68 196V195H67ZM73 196V195H72ZM74 196H76V193H75V195ZM134 196V197H135ZM146 196V195H145ZM206 196H208L207 194H206ZM226 196V195H225ZM28 197V196H27ZM47 197V196H46ZM49 197V196H48ZM66 197V196H65ZM77 197V196H76ZM79 197V196H78ZM152 197H154V196H152ZM159 197V196H158ZM202 197H203V195H202ZM201 197V198H202ZM263 197V196H262ZM5 198H7V197H5ZM18 198V197H17ZM50 198V197H49ZM52 198H54V197H52ZM62 198H63V196H62ZM125 198V197H124ZM138 198V197H137ZM230 198V197H229ZM260 199H261V195H260V197H259ZM22 198H20L19 199V201L21 200ZM61 199V198H60ZM77 199V198H76ZM143 199V198H142ZM145 199V198H144ZM144 199H143V201H144ZM148 199H149V197H148ZM147 199V200H148ZM209 199H210V197H209ZM234 199V198H233ZM233 199H231L233 202H234V200ZM238 199H239V197H238ZM9 200V199H8ZM12 199H10V201H11ZM18 200V199H17ZM30 200H31V198H30ZM41 200V199H40ZM54 200V199H53ZM53 200H50V201H53ZM56 200V199H55ZM54 200V201H55ZM62 201H63V199H61ZM75 200V199H74ZM73 200V201H74ZM119 200V199H118ZM124 200V199H123ZM235 200H236V198H235ZM13 201H14V199H13ZM42 201H45V199L44 200H42ZM50 201L48 202V203H50ZM142 201V202H143ZM165 201V200H164ZM203 201H204V199H203ZM212 201V200H211ZM214 201V200H213ZM212 201V202H213ZM241 201V200H240ZM253 201H255V200H253ZM30 202V201H29ZM121 202V201H120ZM195 202V201H194ZM206 202H207V200H206ZM211 202V203H212ZM249 202V201H248ZM247 202V204L249 205V203ZM261 201L259 200V203H260ZM15 203H16V199H15ZM37 203V202H36ZM47 203V204H48ZM54 203V202H53ZM56 203H57V201H56ZM78 203V202H77ZM123 203V202H122ZM170 203V202H169ZM200 203V202H199ZM202 203V202H201ZM200 203V204H201ZM205 203V202H204ZM208 203V202H207ZM238 203V202H237ZM2 204V203H1ZM6 203H4V205H5ZM9 204V203H8ZM38 204H39V202H38ZM44 204H45V202H44ZM51 204V203H50ZM59 204V203H58ZM72 204H73V202H72ZM172 204V203H171ZM222 204V203H221ZM246 204V205H247ZM4 205H2V207L4 206ZM40 205H41V203H40ZM75 205V204H74ZM117 205H118V203H117ZM141 205H143V204H141ZM145 205V204H144ZM204 205H206V204H204ZM219 205V204H218ZM224 205V204H223ZM248 205H247V208H248ZM256 205H257V202H256ZM263 205V204H262ZM44 206V205H43ZM154 206V205H153ZM156 206V205H155ZM160 206V205H159ZM164 204L161 206V212H160V210H159V214H161L162 213V215L161 216H163L164 215ZM174 206H175V204H174ZM221 206V205H220ZM6 207V206H5ZM8 207V206H7ZM6 207V208H7ZM42 207V206H41ZM58 207H59V205H58ZM80 207V206H79ZM111 207V206H110ZM116 207H118V206H116ZM120 207V206H119ZM166 207V206H165ZM191 208H192V205L190 206ZM195 207H196V205H195ZM201 207V206H200ZM210 207V206H209ZM244 209H245V205L244 206H242ZM212 208V207H211ZM250 208V207H249ZM256 208V207H255ZM48 209H49V207H48ZM51 209V208H50ZM49 209V210H50ZM143 209H144V207H143ZM145 209H147V207L145 208ZM148 209H149V207H148ZM188 209V208H187ZM213 209V208H212ZM218 209H219V207H218ZM225 209V208H224ZM239 209H241V208H239ZM251 209H252V207H251ZM41 210V209H40ZM54 210V209H53ZM52 210V211H53ZM76 210H78V207L76 206ZM80 210V209H79ZM78 210V211H79ZM81 210H82V206H81ZM118 210V209H117ZM206 210V209H205ZM210 210V209H209ZM226 210V209H225ZM253 210V209H252ZM257 210V209H256ZM264 210V209H263ZM52 211H50V212H52ZM87 211V210H86ZM140 212L142 211V210H139ZM148 211V210H147ZM154 211V210H153ZM171 211V212H172ZM187 211V210H186ZM190 212H192L191 211V209L189 210ZM197 211H198V208H197ZM81 212V211H80ZM134 212V211H133ZM156 212V211H155ZM170 212V213H171ZM189 212V213H190ZM206 212V211H205ZM219 212V211H218ZM217 212V213H218ZM242 212V211H241ZM247 212V211H246ZM256 212V211H255ZM1 213V212H0ZM8 213V212H7ZM15 213V212H14ZM13 213V214H14ZM42 213V212H41ZM56 213V212H55ZM69 213V212H68ZM85 214H86V212H84ZM168 213V210H167V212H166V214ZM200 213H201V210H200ZM209 213H212L211 211H208V219H209V217H212V215H213V213H212V215H209ZM263 212H261V214H262ZM12 214V213H11ZM169 214V213H168ZM180 214H181V211H180ZM183 214H184V212H183ZM220 214H221V212H220ZM243 214V213H242ZM41 215H43V214H41ZM46 216H47V214H45ZM70 216H72V218H73V213L72 214H69ZM121 215V214H120ZM120 215H117V218H120ZM170 215V214H169ZM200 216H201V219H203L204 217H206L205 216V214L204 215H202V213L201 214H199ZM198 215V216H199ZM207 215V214H206ZM215 215H217V214H215ZM16 216H17V214H16ZM38 216V215H37ZM53 216V215H52ZM58 216V215H57ZM60 216H61V213H60ZM81 216V215H80ZM79 216V217H80ZM83 216V215H82ZM127 216V215H126ZM141 216V215H140ZM151 216H153L152 214L151 215H149L148 216V218L149 217H151ZM155 216V215H154ZM173 216V217H174ZM224 216V215H223ZM264 215H261V217H263ZM77 217V216H76ZM113 217V216H112ZM122 217H124L123 215H122ZM121 217V218H122ZM158 217L161 219V217H160V215L158 216V214H157V216L156 217H154L155 219H158ZM181 217V216H180ZM184 217V216H183ZM195 217H197L196 216V212H195ZM194 217V218H195ZM216 217V216H215ZM218 217H219V213H218ZM220 217H221V215H220ZM238 217V216H237ZM54 218H55V214H54ZM68 218V217H67ZM66 218V219H67ZM116 217H114V218H112V219H115ZM120 218V219H121ZM165 218H167V216H165ZM176 218V217H175ZM187 218H188V216H187ZM239 218V217H238ZM240 218L242 219V226H244V227H246V229L247 228H250L251 226H253L254 225V219H255V216H253L252 214H250V213H245V215L242 217V216H240ZM17 219H18V217H17ZM20 219V218H19ZM18 219V220H19ZM37 219V218H36ZM56 219V218H55ZM109 219H111V217L109 218ZM173 219V218H172ZM197 219V218H196ZM199 219V218H198ZM211 219H213V218H211ZM225 219H226V217H225ZM13 220V219H12ZM11 220V221H12ZM15 220V219H14ZM32 220V219H31ZM47 220H48V218H47ZM57 220H59L58 218H57ZM92 220V219H91ZM108 220V219H107ZM190 220H191V218H190ZM189 220V221H190ZM206 220V219H205ZM215 220V219H214ZM219 220V219H218ZM221 220H222V218H221ZM264 220V219H263ZM4 221H5V219H4ZM33 221V220H32ZM53 221H54V219H53ZM73 221V220H72ZM79 221V220H78ZM103 221V220H102ZM117 221V220H116ZM130 222H131V220H129ZM141 221V220H140ZM139 221V222H140ZM162 221V220H161ZM170 221H171V218H170ZM181 221V220H180ZM184 221H186V222H188L187 220H186V218H185V220ZM194 221H195V219H194ZM6 222V221H5ZM16 222H17V220H16ZM36 222V221H35ZM113 222H114V220H113ZM112 222V223H113ZM118 222V221H117ZM139 222H138V224H139ZM143 222V221H142ZM193 222V221H192ZM212 222V221H211ZM215 222H216V220H215ZM221 222V224H223L224 225V223H222V221H220ZM19 223V222H18ZM54 223H55V221H54ZM66 223V222H65ZM104 223H105V221H104ZM132 223V222H131ZM170 223V222H169ZM174 222L172 221V224H173ZM202 223V221L200 222V224ZM206 223V222H205ZM208 223V222H207ZM214 223V221L212 222V224ZM217 224H218V222H216ZM2 224H4V223H2ZM13 224V223H12ZM11 224V225H12ZM15 224V223H14ZM33 224H34V222H33ZM38 224V223H37ZM62 224H63V222H62ZM62 224L60 225V227H62ZM71 223H69V225H70ZM73 224H74V221H73ZM114 225L116 224L115 222L113 223ZM129 224V223H128ZM143 224H145V223H142V225ZM147 224V223H146ZM150 225H151V223H149ZM175 224V223H174ZM182 224H183V222H182ZM185 224V223H184ZM188 224V223H187ZM198 224H199V222H198ZM200 224H199V227H201L200 226ZM210 224V223H209ZM208 224V225H209ZM262 224V223H261ZM5 225V224H4ZM29 225V224H28ZM40 225V224H39ZM49 225V224H48ZM52 225H53V223H52ZM65 225L66 224H64L63 225V227H65ZM67 225H68V222H67ZM120 225H122L121 224V222H120ZM140 225V224H139ZM171 225V224H170ZM213 225H215V223L213 224ZM15 226V225H14ZM129 226L131 227V225L129 224ZM153 226H155V225H153ZM159 226V225H158ZM169 226V225H168ZM188 226V225H187ZM202 226H203V224H202ZM219 226H220V223H219ZM19 227H20V224H19ZM30 227H31V224H30ZM35 227V226H34ZM48 227V229H49V227L50 226H47ZM62 227V228H63ZM93 227V226H92ZM117 227V226H116ZM116 227H114L113 228V231H114V229H116ZM122 227V229H124L125 230V228H124V225L123 226H121ZM130 227H128V229H127V231L128 230H130ZM133 227H134V225H133ZM136 227V226H135ZM144 227V229H146V227L145 226H143ZM143 227L142 226H140L139 228H138V230H140L141 228L143 229ZM150 227V226H149ZM166 227V226H165ZM170 227H172V226H170ZM182 227V226H181ZM195 227H197L196 226V224H195ZM195 227H193V228H195ZM208 227V226H207ZM210 227V226H209ZM213 227V226H212ZM225 227H226V225H225ZM243 227V228H244ZM256 227V226H255ZM262 227V229L264 228V224L261 226ZM23 228V227H22ZM32 228H33V226H32ZM32 228H30V229H32ZM44 228V227H43ZM46 228V227H45ZM104 228V231H105V227H103ZM102 228V229H103ZM112 228V227H111ZM110 228V231H112V229ZM119 228V227H118ZM152 228V227H151ZM161 228V227H160ZM190 227L188 226V228L187 229H189ZM191 228H192V226H191ZM221 228H222V226H221ZM29 229V228H28ZM36 229V228H35ZM42 229V228H41ZM47 229V228H46ZM46 229L44 230V231H46ZM67 229V228H66ZM94 229H95V227H94ZM107 229V228H106ZM121 229V228H120ZM134 229V228H133ZM172 229V228H171ZM174 229V228H173ZM177 229V227L175 228V230ZM196 229V228H195ZM197 229H198V227H197ZM207 229H209V228H207ZM210 229H211V227H210ZM220 228L218 227V230H219ZM225 229V228H224ZM257 229L259 230L260 229V231L262 230L260 227L258 228V226H257ZM2 230V229H1ZM23 230H24V228H23ZM23 230H22V233H21V235L23 234ZM43 230V229H42ZM58 231L59 230H61V228L60 229H57ZM88 230V229H87ZM89 230H92V229H90L89 228ZM166 230H167V228H166ZM205 230V229H204ZM213 229H211V231H212ZM249 230H251V228L249 229ZM253 230H255L254 228H253ZM28 231V230H27ZM43 231V232H44ZM48 231V230H47ZM52 231V230H51ZM56 231V230H55ZM62 231H63V229H62ZM61 231V232H62ZM94 232L95 231H97L96 229L95 230H93ZM99 232L101 231V228L98 230ZM104 231H103V233H104ZM133 231V230H132ZM132 231H131V233H132ZM151 231V230H150ZM163 231V228H162V230H161V232ZM180 231V230H179ZM198 231V230H197ZM200 231V230H199ZM202 231H203V229H202ZM206 231V230H205ZM214 233L216 232V229H215V227H214ZM213 231H212V233H213ZM40 232H42V231H40ZM82 232V231H81ZM92 232V231H91ZM149 232V231H148ZM168 232V231H167ZM218 232V231H217ZM226 232V230L224 231V233ZM4 233V232H3ZM31 233H32V230H31ZM30 233V236H32L33 234H31ZM53 233V232H52ZM52 233H51V235H52ZM127 233V232H126ZM159 233V232H158ZM164 233V232H163ZM163 233H161V236H162V234ZM175 233V232H174ZM176 233H177V230H176ZM180 233H181V231H180ZM180 233H178L177 234V236H179V234ZM190 232H188V234H189ZM208 233H209V230H208ZM212 233H211V235H212ZM219 233V232H218ZM222 233H223V230H222ZM25 234L27 235V232H25ZM38 234V233H37ZM37 234H36V237H37ZM41 234V233H40ZM40 234H38L39 236H40ZM44 234V233H43ZM54 234H56L55 232H54ZM60 234V233H59ZM109 234H111V233H109ZM141 234H142V230H141ZM151 234H152V232H151ZM155 234V233H154ZM171 234H172V232H171ZM186 234V233H185ZM187 234V235H188ZM200 234V233H199ZM205 234V233H204ZM0 235H1V231H0ZM50 235V236H51ZM83 235V234H82ZM89 235H90V233H89ZM119 235V234H118ZM137 235V234H136ZM138 235H139V233H138ZM153 235V234H152ZM194 235V234H193ZM215 235V234H214ZM218 235H221V230H220V234H218ZM223 235V234H222ZM225 235V234H224ZM233 235H234V232H233ZM256 235V234H255ZM29 234H28V238L26 237V236H22V237H25V240L26 239H29ZM38 236V237H39ZM46 236V235H45ZM57 236V235H56ZM85 236V235H84ZM91 236V235H90ZM145 236L147 237V233H146V230H145ZM158 236V235H157ZM177 236H173V238L174 237H176V239H177ZM208 236V235H207ZM209 236H210V234H209ZM208 236V237H209ZM236 234H235V238H236ZM16 237V236H15ZM38 237H37V240H38ZM47 237V236H46ZM108 237V236H107ZM145 237V238H146ZM181 237V235L179 236V238ZM201 236H199V238H200ZM205 237V236H204ZM204 237H203V239H204ZM212 237V236H211ZM213 237H215V236H213ZM223 237V236H222ZM222 237H221V239H222ZM229 237V236H228ZM240 237H241V235H240ZM75 239L77 238V237H74ZM79 238V237H78ZM78 238L76 239V240H78ZM80 238H81V236H80ZM82 238H83V236H82ZM81 238V239H82ZM89 238V237H88ZM88 238H85L86 240H88ZM138 238V237H137ZM144 238V239H145ZM151 238V240H152V237H151V235H150V237H149V239ZM196 238V237H195ZM219 239H220V237H218ZM238 238H239V235H238ZM13 239V238H12ZM49 239V238H48ZM48 239H46V241H43V243H45V242H47V241H49ZM91 239H93V238H91ZM90 239V240H91ZM110 239H111V237H110ZM116 239V238H115ZM160 239V238H159ZM217 239V238H216ZM220 239V240H221ZM226 239H227V237H226ZM226 239H225V241H224V244L227 242V245H226V247L224 248V246L225 245H223V247H222V244H221V247L222 248H224L223 250V252H225L226 251V249H227V246H228V241H226ZM10 240V239H9ZM35 240H36V238H35ZM34 240V241H35ZM43 240V239H42ZM80 240V239H79ZM106 240V239H105ZM112 240V239H111ZM117 240V239H116ZM119 240V239H118ZM138 240V239H137ZM143 240V238L140 240V241H142ZM211 240V239H210ZM215 240V239H214ZM214 240H213V242H214ZM232 240H233V238H232ZM238 239H236V241H235V243H232L230 246L231 247H229L228 246V249H227V252L225 253V254H227V253H229V249H230V252L231 251H233L232 252V255H230V256H228V257H226L225 259V261L223 260L224 259V257H221V256H217V257H221L222 258V260H223V262L224 263H226V264H239V261L241 262V258L239 259V257H238V255L239 254H237L238 252H240L239 250L238 251H236L237 250V246H240V248L243 246H241V244L240 245H237V242H239V241H237ZM12 241V240H11ZM14 241L16 242V240L14 239ZM29 241V243H30V240H28ZM52 241H53V237H52ZM94 241V240H93ZM97 241H98V244L97 245H95V247H99L98 245L99 244H101V241L97 238ZM120 241V240H119ZM189 241V240H188ZM203 241H205V240H203ZM212 241V240H211ZM217 241V240H216ZM222 241H223V239H222ZM240 241H241V239H240ZM242 241H244V243H245V240H244V238L242 239ZM241 241V242H242ZM15 242H14V244H15ZM22 243V242H24L23 240L21 241H19V243ZM78 242V241H77ZM121 242V241H120ZM123 242V241H122ZM125 242V241H124ZM145 242H146V240H145ZM185 242V241H184ZM190 242V241H189ZM221 241H219L218 243H220ZM233 242H234V240H233ZM240 242V243H241ZM248 242V241H247ZM252 242V241H251ZM250 242V244H252ZM9 243H10V241H9ZM12 243V242H11ZM11 243H10V245H11ZM17 243H18V241H17ZM18 243V244H19ZM28 242H27V244H29ZM83 243V242H82ZM82 243H80V245H82ZM88 243H89V240H88ZM88 243H87V245H85L86 246V250L88 249ZM104 243V240H102V244ZM105 243H107V241H105ZM119 243V242H118ZM137 243H138V241H137ZM192 243V242H191ZM222 243V242H221ZM249 243V242H248ZM27 244L25 245V246H27ZM36 244H38V242L36 243ZM48 244V242L46 243V245ZM96 244V243H95ZM101 244V245H102ZM141 244H143V243H141ZM214 244H215V242H214ZM247 244V243H246ZM249 244V245H250ZM2 245H4V241H3V243H2ZM34 245V244H33ZM66 246V248L64 249V248H62V249H64V253L65 252H67V251H69L72 247H73V245H72V243H66L65 244ZM93 245H94V242H93V244L91 245V249H90V251H88V252H90V256L92 255V260H93V258L95 257H93V253L92 252H94V250H95V248L93 249ZM105 245V244H104ZM125 245H127V243H125ZM137 245V244H136ZM182 245V244H181ZM187 245V244H186ZM194 245H195V243H194ZM205 245H206V243H205ZM6 246H7V244H6ZM5 246V247H6ZM9 246V245H8ZM12 246H13V244H12ZM29 246V245H28ZM121 246H124L123 244L121 245ZM177 246V245H176ZM219 246H220V244H219ZM247 246V248H249V246L248 245H246ZM253 246V245H252ZM259 246H260V244H259ZM261 246H263V243H262V245ZM24 247V246H23ZM35 247V246H34ZM82 247H84V246H82ZM111 247V246H110ZM141 247V246H140ZM195 247V246H194ZM198 247V246H197ZM213 247H214V245H213ZM212 247V248H213ZM215 247H216V244H215ZM214 247V249L217 251V249ZM218 247V246H217ZM220 247V248H221ZM4 248V247H3ZM13 248V247H12ZM32 248H33V246H31V251L33 252V250H32ZM39 248V247H38ZM78 248V247H77ZM89 248H90V246H89ZM112 248H114V249H116V247L114 246V247H112ZM125 248V247H124ZM135 248H136V246H135ZM190 248H191V246H190ZM196 248V247H195ZM201 248H202V246H201ZM220 248H219V250H220ZM239 248V247H238ZM247 248H245L246 250H247ZM264 248V247H263ZM7 249H8V247H7ZM14 249V248H13ZM29 249V248H28ZM29 249V250H30ZM83 249V248H82ZM81 249V250H82ZM113 249V250H114ZM122 249H123V247H122ZM132 249V248H131ZM137 249V248H136ZM208 249H210V248H208ZM244 249V248H243ZM250 249V248H249ZM24 250V249H23ZM25 250H27L26 249V247H25ZM61 250V249H60ZM77 250V249H76ZM92 250V251H91ZM102 250V249H101ZM101 250H100V252H101ZM117 250L118 249H116V250H114V253H112V255L113 254H116L117 253ZM219 250H218V252H219ZM78 251V253H80L81 251H80V246H79V250H77ZM84 251H85V248H84ZM83 251V252H84ZM115 251H116V253H115ZM118 251H120V248H119V250ZM133 251V250H132ZM193 251V250H192ZM196 251V250H195ZM204 251V250H203ZM206 251V253H207V250H205ZM251 251H252V249H251ZM254 248H253V253H254ZM27 252H28V250H27ZM30 252V251H29ZM35 252V251H34ZM33 252V253H34ZM37 252V251H36ZM55 252V251H54ZM58 252V251H57ZM121 252V251H120ZM120 252H119V255H120ZM124 251H122L121 253H123ZM212 252V251H211ZM217 252V253H218ZM237 252V253H236ZM244 252H245V250H244ZM244 252H241V254L242 253H244ZM247 252V251H246ZM259 251H256V253H258ZM21 253H22V251H21ZM24 253V252H23ZM85 253V252H84ZM92 253V254H91ZM135 253V252H134ZM201 253V252H200ZM206 253H205V255H206ZM210 253V252H209ZM208 253V254H209ZM220 254H221V251L219 252ZM251 254H252V256H253V253L252 252H250ZM261 253V252H260ZM28 254V253H27ZM30 254V253H29ZM28 254V255H29ZM37 254H38V252H37ZM42 254H43V252H42ZM59 254H60V252H59ZM59 254H57V256H59ZM66 254V253H65ZM75 254H76V252H75ZM103 254V253H102ZM108 254V253H107ZM126 254H127V252H126ZM125 254V255H126ZM211 254V253H210ZM224 254V255H225ZM246 254V253H245ZM23 255V254H22ZM38 255H40V254H38ZM64 255V254H63ZM129 255H131L130 254V250H129ZM223 255V254H222ZM248 255H249V257H250V254L248 253ZM263 255V254H262ZM30 256V255H29ZM34 256H35V253H34ZM45 255H43V257H44ZM86 256H88L87 254H86ZM106 256V254L104 255V257ZM133 256V255H132ZM143 256V255H142ZM154 255H152V257H153ZM214 256V255H213ZM212 256V257H213ZM2 257L4 258V253H3V255H2ZM30 257H32V255L30 256ZM41 257H42V255H41ZM56 257V256H55ZM61 257H62V254H61ZM83 257V258H82ZM81 258L84 260V254H83V256H82ZM110 257H111V255H110ZM117 257V256H116ZM151 257V258H152ZM202 257H204L203 255H202ZM245 257V256H244ZM247 257V256H246ZM254 257V256H253ZM256 258H254V260L252 261V263L251 264H264V258H262V256L261 255H259L258 254V257L257 256H255ZM2 258V259H3ZM38 258V257H37ZM77 258H80L79 256H77ZM106 258H109V257H106ZM106 258L104 259V260H106ZM118 258V257H117ZM134 258V257H133ZM144 258H146V257H144ZM209 258V257H208ZM211 258V257H210ZM2 259L0 260V262H2ZM40 259V258H39ZM110 259V258H109ZM119 259H121L122 260V257H119ZM129 259V258H128ZM140 259V258H139ZM139 259H138V261H139ZM157 259H158V257H157ZM156 259V260H157ZM177 259V258H176ZM200 259V258H199ZM202 259V262H203V258H201ZM237 259L239 260V261H237ZM246 259V258H245ZM41 260V259H40ZM62 260V259H61ZM126 260V259H125ZM133 260V259H132ZM131 260V261H132ZM154 260V259H153ZM174 260V259H173ZM194 260H195V257H194ZM205 260H207L206 259V256H205ZM212 260V259H211ZM215 260H217V259H215ZM219 261H220V258L218 259ZM221 260V261H222ZM250 260V259H249ZM8 261V260H7ZM72 261V260H71ZM74 261V260H73ZM82 261V260H81ZM86 261V260H85ZM99 261V260H98ZM102 261H103V259H102ZM102 261H100V264H101V262ZM113 261V260H112ZM141 261L142 260H140V263H141ZM181 261V260H180ZM180 261H179V263H180ZM196 261V260H195ZM208 261H209V259H208ZM246 261H248V260H246ZM5 262L6 261H4V264H5ZM77 262V261H76ZM80 262V261H79ZM104 262V261H103ZM115 262V261H114ZM143 262V261H142ZM154 262V261H153ZM157 262V261H156ZM171 262V261H170ZM212 262H214V259H213V261ZM26 263V262H25ZM70 263V262H69ZM97 263V262H96ZM121 263V262H120ZM124 263V259H123V262H122V264ZM145 263V262H144ZM147 263V262H146ZM187 263H188V260H187ZM9 264H10V262H9ZM115 264H116V262H115ZM119 264V263H118ZM150 264V263H149ZM159 264H161V262L159 263ZM172 264V263H171ZM198 264V263H197ZM199 264H201L200 262H199ZM210 264V263H209ZM214 264V263H213ZM217 264H218V262H217ZM222 264V263H221ZM247 264H249V262L247 263Z\"/></svg>","mask_w":264,"mask_h":264}]
</instances>
